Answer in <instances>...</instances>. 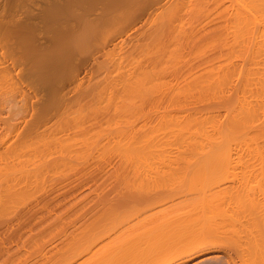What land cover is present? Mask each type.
<instances>
[{
	"label": "rangeland",
	"instance_id": "obj_1",
	"mask_svg": "<svg viewBox=\"0 0 264 264\" xmlns=\"http://www.w3.org/2000/svg\"><path fill=\"white\" fill-rule=\"evenodd\" d=\"M193 1H195V0H190V2L187 3L188 5L185 4L186 6L185 5L182 6L181 4L179 6L178 4H176L177 6L171 7V5H169V4L168 5L167 4H164V5H159L158 7L156 5L153 9L146 10L144 12H143V10H141L139 12V15H138V13L136 15H134L135 18L137 17L136 18V21L137 22L142 20V22H140L139 26H137V30L135 32H133L129 37H124L121 40L120 39L119 40H113L112 42L113 43L116 42V44L114 46H111V47H109V45L107 47H105L106 42L110 41L109 38L111 37L112 34L123 31L124 27L127 25L128 19H129L128 18V15H126V14L129 13V12L132 14L133 11H131V10L128 11L125 14L126 16L124 15V17H122L120 20H117V21H114L113 20L109 24H107L106 26L100 28L99 31H98V34L90 42L91 43L90 44L91 50H93L95 52V54L98 55V58H97L98 62H97V64L93 67V69L91 71H87V72H84V73H80L77 78L75 77L74 78V80L76 79L75 82L73 84L69 85L65 90H63V87H61V90L64 93V99L63 100H58L57 99L58 97H56V99H55V97H52V100L51 101L46 102L45 103L46 104V109L44 110V112L42 114V117H40L35 122V124L32 126V128H30L28 131H30L31 129L32 130L29 133L25 134V135L22 134V137H21L20 133L18 134V132H19L18 129H16V130L13 129V128L12 129L11 128L8 129V127L6 129H1L2 127H4V124H6V122H9L7 124H10V123H14V122L16 123L17 120H18V123H17L18 125L17 126H19V124L22 125L25 122H24V119H22V118L20 119V115H19V119L20 120L17 119L18 118L17 117L18 115L17 116L15 115L16 117L15 116L12 117L11 114L7 112V106L4 104V102H2V103L0 102V158H1L0 161L2 162V165H1V162H0V166L2 168V170L0 168V193H1L0 194V200L2 201V202L0 201V204H1L0 205V237H1L0 238V254H1L0 255V262H1L0 264H31V263L32 264H53V263L56 264V263H58L60 261H63L65 258H67L69 256V254L72 253V251L73 252L76 251L75 249H78V247H82L83 248L84 246H87L88 244L93 247V251L94 252L96 251L95 252L96 256L93 257L94 256L93 255L91 257L92 258L91 260H97L99 258H102V256H104L103 258H107V256H106L107 250H111V249H114L116 247L118 248V247H129V246L134 247V248H139V249L144 248L143 251L144 250L147 251L146 248H148V250L150 251V254H145V258H146V257H148V255L151 256V253H155V250L158 248V245L162 243L161 242L162 240H160V238L158 239L157 233H155V232L152 231L153 230L152 229V227H153L152 225H154L155 222L156 223L157 222H160V221H158V220H160V218H161V221L162 220L164 221L163 218H166L167 220H172V221L173 220H176L175 214L176 215L178 213H181L182 214L183 211H186L187 212V210L189 209L187 207L190 206L189 203H191V202L192 203H194V202L195 203L196 202L198 203V205H196V206H195V204H194V206L191 205V207H193V209H194V207H200V206L202 207V203L204 202V198L205 197H206L205 200L207 199V203H208V201L210 199L208 196H209L210 193H212V194L217 193V194H215V198L213 197L212 200L210 199L212 201V203H210L211 201H209V204H211V205L214 204V201L213 200L217 198L216 195L218 196V200H219V201L216 200L217 203L214 205V207L216 209L215 208H214L215 210L213 209L214 211L212 212V215H213V213L214 214L216 213V215L219 216L218 215V213L220 212L219 210H221V212H222V210L224 211L223 208H225L226 209L224 211L225 213L222 214L221 216L223 217V215H224L223 218L224 219L226 218L228 220L225 221L224 219L218 218L215 215H213V217L215 216V218L221 219V221H219L218 219H216V220H218V222H221V224L224 221H225V223L226 222H230L231 224L233 223L232 226L234 227L235 232H236V228H238L237 229L238 230L237 233H234L236 235L235 237H237V239L234 236L231 237L232 239H230V237L228 235L233 234L232 232L234 231V229H232L231 224H228V226L231 227V234H228L226 236H228L229 239L232 240L231 242H233V243H231V244H234L235 246L234 245L231 246L229 243H227L226 240H223L221 242H217V243H215L216 246L215 245H214L215 247L213 246L214 248H216L217 251L215 250L214 252L212 251V252H210L208 254L209 256L214 255L216 257L212 258L211 260H206V261H203V262H200V263L197 262V261L200 260V257H198V258H195V259H193V260H191L189 262H186L184 264H192V263H195V261H196V264H228V262L225 261V259L228 260L229 257H234V258H232V260L235 261L234 262L235 264H263L264 263V262L260 263V261L258 263V260H259L258 258H257L258 260L256 259V261H255V259H254L255 258V255H254V253H253V251L251 249V245L245 243L246 241H248L246 239V235L248 234L247 231L244 229V231L247 233L246 234L245 232H241L239 230V229L245 227L244 224L247 223V222H244L245 221L244 219L246 218L245 215L248 217V214H250V213H248V214L246 213L244 215V213L242 212L243 210H241L240 211L241 213H240L238 211L239 209H237L239 207V204L241 203V202L240 203L238 202L239 204L237 203V200L239 201V198L241 199L242 197L245 196L243 198V200H244L247 196H248L247 199L250 196L252 198L257 197V198H260L261 199L263 197V193H264V187H263L264 186V171H263L264 170L263 169L264 168V166H263L264 165V158H263L264 157V153H263L264 150H261V152H260V153L263 154L262 157H261V159H260L259 158L260 157V153L257 152L258 153L257 154L255 151L253 153V151H251V150L248 151L247 150L248 149V146L247 147L244 146V145H247V142L250 140L249 137H252L255 133L252 132V131L251 132H248L247 131V133H246L247 135H244L245 138H243L244 136L242 137L243 134L242 135H239L238 138H237V136H234L237 139L236 140V143L234 142L235 139L232 140L230 138L229 142L230 141H233L234 144H233V142H230L231 143L230 145H232V146H230L231 147V150H223L224 151L223 154H224L225 159L222 156L220 150H209V151L208 150H200V152L202 151V154H203V157L202 156L200 157V155L198 156L197 154H195V150H193V153H191L190 150L187 151L188 147H190V146H188L186 144V142H185V141H187L186 138H185V135L188 134V131L185 129V126L188 127V124L189 123H191V125H192V122L194 121V118H195V122H197V123L199 122L198 123V126H200V123L203 125V126L202 125L200 126L201 129L200 128L199 129L197 128L198 129V133L201 134V135L198 134V136H202L203 137V135H204V137H203V142H204L203 145H208L209 144V141L206 140L207 138L204 139L205 136H207L206 134H208V132H209V134L211 132H213L212 131L213 130V127H217L218 128L219 125H220L222 127H220L219 129H221V128L225 127V124H227V122H228V124H230V121H227L226 120V118L229 119V117L227 116L228 115V112H229V115L230 116L233 114L232 111H234L235 109H238L239 108L240 110L238 109L237 111L241 112V109L242 108H240L238 106H242L243 107L242 110L245 111L248 108V106L251 104L249 107L252 109V116H253V119L255 120V125L258 126L259 124L261 125V124L264 123V115H263L264 114V89H263L264 88L263 87L264 86L263 85L264 83H262L264 81V66H262V64L264 63V60H262V58H260V57H263L264 56L263 55L264 53L261 52L262 54L260 53V55H261L260 57H259V54H257L261 50L264 51V36H263V33H264V31H263L264 30L263 29L264 28V19H263L264 18V9H262L264 6H262V4H261L263 1L258 0V1H261V3L258 2V1H256V0L253 1V2L256 1V2H258V3L261 4V5H257L258 3L255 2L256 5H257V7L261 9V10L259 9V10H256L255 11V9H253V8H255V6L254 7L253 6L251 7L250 4H249L250 1L252 2V0H249V1L248 0H242L243 2L248 3V6H250L252 8V11H250L249 10L250 9L249 7H244L245 5L242 4L243 2H239L240 0H217V2L215 0H209L210 3L209 2H207V3L205 2L206 3L204 5L205 8L203 7L204 8V11L203 10H200V11H203L204 14L205 13H207V14L209 13V12H207L205 10H208V9L210 10V13L207 16H205V19L203 17H201V14L202 13H198L197 12V11H199V9H197V8H199V6L196 5V4L193 6V3H194ZM224 1L225 2L227 1V2L225 3ZM190 3H192V4L189 5ZM219 3H221V4H219ZM200 6H203V5H200ZM216 6L217 7L219 6V7L216 8ZM257 7H256V9H258ZM189 9H191V10H189ZM220 9H223V10H220ZM204 14H202V15H204ZM215 14H216V16H215ZM218 14H219V17H217ZM225 15H227V16H225ZM255 15H256V17H258V20H257L256 17H254ZM232 16H233V18H232ZM214 17H215V19H214ZM176 18L179 20V22H178V20ZM211 18H213V19L211 20ZM260 18H262L263 20H261ZM228 19H230V20H228ZM249 19H251V20H249ZM182 21H183V23H182ZM222 21H224V23ZM255 21H257V24L255 23ZM158 22H159V24H158ZM225 22H226V24H225ZM214 23L217 26H215ZM220 23H221V25H218ZM177 24H178V26H177ZM152 25H153V27H152ZM160 25L166 30V32H165L164 35L162 34V29L163 28L162 27L160 28ZM179 26H180V28H179ZM191 26L193 27V29H191L192 28ZM218 26H219V28H217ZM252 26L254 27V30H256L255 34H254V30H253ZM194 27H195L196 30H194ZM225 27H226V29H225ZM238 27H239L240 30H238ZM255 27H256V29H255ZM259 27H261L263 30L260 28L261 31H259L260 30ZM152 28L154 30H152ZM158 28H159V31L157 30ZM164 29H163V31H164ZM189 29H191V30H189ZM160 30H161V33H160ZM177 30H180V31L181 30L182 31H184V30L185 31L186 30L187 31H191V33L190 32H187L186 34L184 33L185 36L187 34L191 35V37L188 36V35L186 36L187 39H188V37L190 39V40L188 39L189 41H187V44H186L187 47L186 48H184V47H185V43H186L185 41L187 39L182 36V33H181L182 31L181 32L179 31L181 33V34L179 33L180 34L179 35L178 32H177ZM201 30L203 32H201ZM192 31H194V32H192ZM156 32L157 33L159 32L160 35L162 34V36L160 37V35H158ZM175 32L177 33L178 36L175 35ZM236 32H238L239 34L236 33ZM143 33H144V37H143ZM152 33H155V34H152ZM150 34H152V35H150ZM156 34L159 37L157 36V38H155L153 36V35L156 36ZM219 34H220V36H218ZM244 34H245V36H244ZM149 35H150V37H152V39L148 37ZM192 36H194V37H192ZM224 36H226V37H224ZM146 38L147 39L149 38V39L147 40ZM165 38H166V40H165ZM179 38H180V40H179ZM251 39H252V41L250 42ZM168 40H170V41H168ZM175 40H176V42H175ZM195 40H197V41H195ZM179 41H181V42L184 41V42H182L183 45L180 44V45H182V46H180L181 47L180 48V52H179V48H178L177 51L176 50L172 51V54L175 51L177 53L179 52L180 54H178L176 56H175V54H174V56H171L172 54H170L169 55L170 57H169L167 55V52L169 51V53H171L170 52L171 50H169L168 48H170L172 50H173V48L177 49V47L179 46V43H178ZM138 43H142V44H140L142 46H140ZM174 43H176V44H174ZM177 43H178V46H177ZM168 44H170V45H168ZM136 45H137V47H136ZM147 45H148V47H147ZM171 45H176V47L175 46L173 47ZM211 45H212V47H211ZM138 47H141V48H138ZM247 47H252V48L251 49H245ZM221 48H222V51L223 52L221 51ZM242 48L246 50L245 51V54H246V52H248V50L249 51L250 50H253L254 53H256L255 51H257V50L259 51V52L256 53L257 56H255V54L252 53L254 56H252V54H249L247 58H249V61H250L251 56H252L251 59H254V57H255L256 60L259 57L257 61L254 59L255 61H252L251 60V62L256 63V64L259 62V64H257V65H259L260 67L259 66H256V64H252V63L250 64V62L244 61V59H246V57L243 58V61L244 62L242 63V59H241L242 56L243 57L246 56V55H243L244 54L243 53L244 50H242ZM166 49L168 50L167 52H165ZM226 49H228V50H226ZM132 50H133L134 55L136 57L135 60L133 59L134 62L139 61V62L136 63L137 66H136L135 71H134V68L135 67H133V69H131L132 68V64L130 65L131 67L129 65H127L128 64L127 62L133 61L130 58H127V57H131L132 56L131 54H130L131 56L128 55L130 52L132 53ZM216 51H217V53H216ZM127 52H129V53L127 54ZM164 52L166 53V55L168 56V58H167L166 55H164L165 54ZM241 52H242V54L240 55ZM251 52H249V53H251ZM115 54H116V56H115ZM119 54H120V56H119ZM212 54H214V56L216 54V56H218V59L215 58V60H213L215 62V65H214V62H213L212 63L213 66H210L209 65L211 63L210 61H212V59L210 60V57H212L211 56ZM220 54H222L223 56L220 55ZM125 55H127V57H125ZM180 55L181 56L184 55V56H182V58H181ZM114 56H115V58H114ZM132 57L134 58V56H132ZM151 57H153V59H154V57H155V59L158 58L157 61L154 60V61H156L155 64L157 66L154 65L153 59L151 60V61H153V65L151 64L153 70L150 68V66H149V68H150L149 70H150L151 73L153 72L152 75H150V73L148 72L147 66L146 65L144 66V64H146V62L145 63L143 62L146 59L147 60V64L148 63H152V62H150V60H148ZM177 57L179 59V62L181 61L180 64H178V65H176L177 63H179L178 60H177ZM183 57H185V58L183 59ZM201 57H203L205 59H203ZM206 57L209 58V59L206 60ZM118 58H119V61H118ZM139 58H140V60H139ZM186 58L187 59L188 58H191L193 60H195L194 58H196L197 61L196 60L195 61H193V60H187ZM127 59H130V60L127 61ZM142 59H143V61H141ZM201 59H203L201 61V63H203L204 60H206V61L209 60V63H207L205 61L204 62L206 64H208L209 67H211V68H214L215 66H217L216 65V62H218L217 64H220V67L217 66L218 69H216L217 67H215V69L218 72L217 71L212 72V70H215V69H212V70L210 69L211 70L210 71L211 73H210V72H208L209 71V68H208L207 73H204V71L207 70L206 67L208 65H206V67H204L205 65L203 64L202 68H205L206 69V70H204V69H201L200 68L202 64H199L200 67H198V65H197V68L196 69H193V70L197 71V74L196 75H198L200 73V71L204 70L202 72V76L201 75L200 76L198 75L199 76L198 77V76L194 75L196 72L194 73V71L192 70L191 72H193V73H191V75H193V77H190L192 79V82H194L196 84H191L192 83L191 80L188 81L189 83L191 82L190 84L188 82H186V84H185L184 82L186 80H188V79H186L185 81L183 80V82L180 81L181 83L178 82V83L175 84V82H173L175 85H178L180 83L179 86H176V87L174 85L170 86L171 84H173V83H171L172 82V80H171L172 77L170 76L171 77V79H170L171 81H170L168 79V77H169L168 75H171L173 72H175V70L177 69L176 68V69L173 70V68H175V66L178 67V69L176 71H178L179 69H180V71H184V68L186 69V67H188V66L185 65L186 61L187 62L188 61L189 62L192 61V63L193 62H196V63H193L192 64V65L195 66V64L200 63L199 60H201ZM219 59H220V61H219ZM259 59H261V60H259ZM122 61H124V62L121 63ZM140 61L142 63H140ZM164 61L165 62L167 61V62L165 63ZM223 61H225V62H223ZM230 61H231V63H230ZM261 61H263V62H261ZM134 62H132L133 63V66H135L134 65ZM189 62H188V65H189ZM226 62H228L229 64H231L233 66V69L234 70L232 69V67H231V69H229L230 67H228V66H231V65H228V63L225 64ZM260 62H261V64H260ZM139 63L141 64V67H139V65H140ZM182 63H183V66H186V67L182 68L183 70L181 69V67H183L181 65ZM125 64L127 65V67H126ZM173 65H175V66L173 67ZM117 66L119 67L118 69H120V71L117 69ZM153 66H155V67L153 68ZM236 66H237V68H235ZM109 67H110V69H109ZM226 67H228V68H226ZM165 68H166V70H165ZM137 69H139L141 71V73H142L141 76L143 78H145V79L142 78L144 80V82H143V80L140 81L141 77H140V73H138V71L136 73V70ZM154 69L156 70V72H155ZM244 69H245V71H244ZM242 70H243V72H245L243 74L244 76L245 75H247V76L250 75V76L247 78V76L244 77L243 75H241L240 71L242 72ZM167 71L168 72L170 71L169 73H171V72L172 73L169 74ZM248 71H249V75L247 74ZM259 71H261V72H259ZM126 72H128V73H126ZM215 72L217 73V75L216 74L213 75ZM252 72L255 73V74H253ZM108 73L110 75H108ZM203 73L206 74V75H204ZM250 73H252L253 75H251ZM262 73H263V76L261 75ZM74 74H75V72H74ZM137 74H139V76ZM163 75L167 76L166 77L167 79L162 78ZM187 75H190V74L188 73V74H186V76ZM240 75L244 77V78L242 77L241 80L239 78V77H241ZM159 76H160V78H159ZM210 76L213 79L215 78L214 81H213V79L211 80ZM107 77L111 81H114L115 84H113V82H112V85H111L110 80H108ZM188 77L189 76H187L186 78H188ZM197 77H198V80L195 82V80H193V78L196 79ZM117 78H119L121 81H119V79H117ZM207 78H210V79H208V81L211 80L210 81L211 82V85H210V82H208L207 80H205ZM114 79H116V80H114ZM184 79H185V77H184ZM165 80H167V83L169 82L170 84H166ZM202 80L207 81L209 84L207 85V83H205L206 85H203L204 84V81H203V84L200 83ZM119 82H120V85L121 86H119V84H118ZM161 82H163V83H161ZM187 83H188V86L190 85V87L187 86ZM116 84H117V86H116ZM155 84L156 85L158 84V85L156 86ZM215 84H217V85H215ZM235 84H236V86H235ZM102 85H103V88H105V90H102V87H101ZM109 85H111V86H109ZM163 85H165V86H163ZM191 85H195V87L193 86L194 87L193 88V87H191ZM196 85L197 86L200 85L201 87H203V86L204 87L200 89V87L197 88ZM209 85H210L211 88L209 87ZM98 86H100V88ZM105 86H107V87H105ZM118 86H119V88H118ZM155 86L157 87L156 90H155ZM251 86H252L253 89L251 88ZM2 87H3V85L0 88H2ZM135 87H137V88H135ZM177 87H178V89H177ZM181 87H184V88H182L183 91H180L181 90ZM236 87H237L238 90H236ZM244 87H246V88L244 89ZM133 90H136V91H133ZM175 90H178V91H175ZM218 90H219V93H218ZM97 91L99 93H97ZM100 91H101V93H100ZM116 91H117V94L122 97V99H120V96L117 97V95H116V98H119L120 101L118 99H116V98L115 99L114 98H111V96L113 97V95H115ZM153 91H155V92L153 93ZM0 92H2V91L0 90ZM174 92H175V95H177V97L174 96L175 99H177V98H180L181 99V100L178 99V102L179 103H177V100H174V97H172V95L174 94ZM178 92H180V93L177 94ZM111 93H113V94L111 95ZM157 93H158V95H157ZM232 93H233V95H232ZM229 94H231V95H229ZM123 95H124V97H123ZM126 95H127V97H126ZM162 95L163 96L165 95L166 97L167 96H170L171 98H173V100H174L173 104H175V102H176L175 105H179L180 102H182V103L184 102L185 103V101H183V99H184L185 96H189V97L192 96V98L190 99V101L192 102V100H195V101H193L194 103L198 99L197 100L198 103L197 104H194L193 103L194 106L192 107V105H190V101L188 103L189 98L186 97V98H188L186 100V102L190 106H186L185 105L186 103L184 104V106L180 104L183 107L186 106L185 109L188 107V109L185 110L184 108H178V106L175 107V105L173 106L170 102H168L171 99L169 100V98L167 99L165 96H164V99H163V96ZM236 95L238 96V98H240L239 101L236 100L237 99V98H235ZM157 96H161V97H158L155 100L154 97H157ZM228 96L233 97V99L231 97L229 98ZM210 97H212V98H210ZM98 98H100V99H98ZM150 98L151 99H154V100L153 101H149V100H151ZM161 98L163 100H165V98L168 100V101H165L166 104L169 103L168 106L166 105V108L167 109L165 108V106L162 107L160 104L159 105L161 107H157L155 109V107H154L155 103L157 102V100L159 101V99H161ZM224 99H228V101H226ZM247 99H249V100H247ZM132 100H133V103H132ZM140 100H142V103H141L142 105H143V101L146 102V103L149 102V105H150V103L152 105L154 103V101H156L152 105L151 111H153V112H151L150 109H148L151 106V105L150 106H147L148 103L147 104L144 103L145 106H144V108L141 107V109H143V110H141L139 108V106H141L140 103H139ZM220 100L223 101L224 103H221ZM107 102H108V104H107ZM112 102H113V104H112ZM171 102H172V100H171ZM218 102H219V104H218ZM245 102H248V103L245 104ZM109 104H111V105H109ZM170 104H171V107H170ZM247 104H249V105L247 106ZM261 104H263V105H261ZM163 105H165V104H163ZM146 106L148 107L147 110L145 109ZM189 107H190V109H189ZM207 107H208V109H207ZM159 108L160 109L162 108V109L159 110ZM227 108H228V110L231 109L232 111L231 110L230 111H226ZM233 108H235V109H233ZM259 108H261V109H259ZM110 109L112 110V112H111ZM181 109H184V110H181ZM194 109H196V111ZM145 110L146 111L149 110V111L146 112ZM136 111H138V112H136ZM157 111H159V114L157 113L158 115H154ZM161 111H162V113H161ZM255 111H256V113H255ZM118 112H119V114H118ZM235 112H236V110L234 111V113ZM150 113H154V114H150ZM190 113H191V115H190ZM212 113H213V115H210V116H212L211 117L212 119L215 116L214 119H213L214 122L217 123L215 125L213 124L214 122L212 121V119L209 117V114H212ZM162 114L163 115L165 114L164 115L165 118L162 117L163 116ZM194 114H196L195 117H194ZM244 114H246V111L244 112ZM136 115L137 116L142 115L144 117L147 116V118L152 117L153 119L150 120V122H151L152 125L150 124V122L148 120L147 121L144 120V118H142V116H139V119L142 118V121L140 120V122H139V119L137 121V118L138 117ZM151 115H153L154 117L151 116ZM184 115H186L187 120H190L191 118H193V120H190L192 122H189L188 124H187V122H184V120H185V116ZM192 115H193V117H192ZM205 115L206 116L208 115V116L206 117ZM258 115H259V117H258ZM196 116H198V119H199V117L202 118L201 119L202 121L200 122V119L198 120ZM124 117H125V119H124ZM134 117H135L136 121H135ZM12 118L14 120L16 118V121H12ZM230 119H231V117H230ZM77 120H79V121H77ZM131 120H133V121H131ZM174 120H175V122H174ZM104 121H106V122L108 121L109 122V123L107 122L108 125ZM145 121H146V123H145ZM211 121L213 123H211ZM93 122H94V125L92 124ZM129 122L130 123L132 122L131 123V126L132 125L133 126L135 125V127L142 122L143 125L141 126V124H140V127L137 126L139 128L136 127V129H141V127L143 128L144 127V123L147 126L150 124L148 127L151 130L148 127H147L148 129L145 128V127L143 129H146L145 130L146 132L149 131L147 133V136L150 135V137L148 136V139L151 138V135L152 134L155 135L154 137H155L156 141H155V139H152V138L150 139V141H152V140H153V142L155 141V143H152L151 142L152 143L151 145H153V147L155 146L156 149L153 148L152 146L150 147L149 146L150 144L148 145L149 146L148 147L147 146V143H149V140L146 137V133L144 132L145 135L143 136V134H142L143 131H141L142 129L139 130V131L136 130L134 127H131L129 125ZM157 122L159 124H157ZM172 122H174L173 123L174 125L172 124ZM133 123H135V124H133ZM169 123H171V124H169ZM175 123H176V125H175ZM197 123L196 124L193 123L194 124L193 126L196 125V127H198L197 126ZM222 124H224V126ZM66 125H67V128H66ZM95 125H97V126H95ZM209 125L212 126L211 127L212 130L210 129V126ZM72 126H75V127H72ZM151 126H153V128ZM193 126H192V128H196V127H193ZM86 127H88L89 129L88 128L85 129ZM179 127H180V129H179ZM208 127H209V130L210 131L207 130ZM128 128L129 129L131 128L130 130H133V131L131 132ZM91 129H92V131H91ZM33 130H34V132H33ZM78 130H80V131L78 132ZM82 130H83V132H82ZM201 130H204V132L206 134H204V132H202ZM54 131H55V133H54ZM140 131H141V135H139V134L138 135L141 136L143 139H141V137L136 138L137 133H140ZM175 131L178 132L179 134L176 133ZM192 131H194V130H192ZM168 132H170V133H168ZM15 133H16V135H15ZM66 133L68 135H66ZM98 133L99 134L102 133V134L99 135ZM149 133H152V134H149ZM259 133H260L259 136H255V137H257V138L259 137V139H257V141L260 143L261 142L260 140L262 139V133L261 132H259ZM78 134H79V136H77ZM168 134H171L172 136H170ZM153 135H152V137H153ZM210 135H212V134H210ZM45 136H46V138H45ZM64 136H66V139L65 140H64V138H65ZM175 136H176V138H175ZM247 136H248L249 139H246ZM48 137H50V138H48ZM52 137H54V138H52ZM72 137H76V139L75 138L73 139ZM144 137H146V138H144ZM43 138H45V139H43ZM59 139H61V140H59ZM238 139H239V141H238ZM43 140H45V141H43ZM75 140L77 141V143H76ZM80 140H82V141H80ZM137 140H140V142L137 141ZM205 140H206V143H205ZM255 140H256V138H255ZM53 142H54L55 145L53 144ZM129 142H130V144H132L134 142V145H135V143L138 142V146H137L138 148H136V145H135V148L136 149L135 150L133 149V150L130 151L129 149H127L128 148L127 145H128ZM207 142H208V144H207ZM229 142H228L227 148H230V147H228L229 146ZM81 143H82V145H81ZM86 143H87V145H86ZM88 143L91 144L90 147H89V144ZM139 143H141V144H139ZM158 143H159V145H158ZM165 143H167V144H165ZM180 143H182V144H180ZM239 143L242 146L246 147L244 149H246L248 152L245 151L244 149H242L241 151H238V152L236 151L235 152L236 149H238L239 147L240 148L242 147V146L239 145ZM50 144H51V146H49ZM75 144H76V146H75ZM189 144L193 145L192 143H189ZM235 144H236V146H235ZM261 144H262V142H261ZM139 146H142V149H145V150H142L141 147L139 148ZM50 147H52V148H50ZM145 147H148V148H145ZM232 147H235L236 148V149L235 148L233 149L234 150L233 153H232ZM46 148H48V149H46ZM97 148H98V150H97ZM150 148H152L153 150L152 149L150 150ZM72 150H74V152ZM103 150H104V152H103ZM154 150H156V151H154ZM134 151L137 152V153H134ZM217 151H219V152H217ZM69 152H70V154H69ZM92 152H93V154H92ZM112 152H114L115 154L114 153L112 154ZM131 152L134 153V154H132ZM139 152H142L140 154L141 157L140 156L138 157V155H137ZM170 152H171V154H170ZM188 152H190L191 155L188 154ZM28 153H29V155H28ZM206 153H213V154L214 153L215 154L216 153H219L220 155H218V154L215 155L214 154L212 156V159L209 160V162H208V159L206 160L205 158H207V157L211 158V155L212 154H209L210 156H208V154H207L205 156V158H204V154H206ZM41 154L43 156H41ZM95 154L97 155V158H96V155ZM1 155H3V156H1ZM47 155H49V156H47ZM71 155H73V156H71ZM124 155L127 158H125ZM147 155H149L148 156L149 158L142 159V157L145 158V156L147 157ZM257 155H259V156H257ZM25 156H26V158H25ZM196 156H198L200 162H199L198 159H196V162L194 161V162L191 163L190 158L192 160V157L195 158ZM13 157H15V158H13ZM72 157H73V159H72ZM110 157H111V159H110ZM128 157H129V159H128ZM218 157H220V158H218ZM186 158H188V159H186ZM93 159H95V160H93ZM147 159H149V160H147ZM201 159H202V162L204 164L201 163ZM203 159H205V160H203ZM17 160H18V163H17ZM61 160H62V162H61ZM89 160H90V163H89ZM129 160H131V161H129ZM152 160H153V162H152ZM185 160H187V161H185ZM243 160H244V163H243ZM19 161H21V162H19ZM216 161H218V162H216ZM71 162H73V163H71ZM197 162H198V164H196ZM199 163H200V165H199ZM205 163H206V165H205ZM207 163H209V164H207ZM229 163H231V164H229ZM21 164H23V165H21ZM53 164H55V165H53ZM73 164H74V166H73ZM27 165H29V166H27ZM152 166H154V167H152ZM157 166H159V167H157ZM22 167H24V168H22ZM83 167H85V168H83ZM196 167H199V168L200 167H203L205 169V171H204V169L201 168L204 171V172H201L200 171L201 169L197 170L198 168L196 169ZM210 167L212 169H209ZM253 167H254L255 170L252 169ZM131 168H132V170L129 171ZM229 168L231 170H229ZM149 169L151 171H153V172L151 173V171ZM234 169H236V170H234ZM242 169H244V170H242ZM80 170H82V171H80ZM192 170L196 174L194 172L191 173ZM173 171H175V172H173ZM217 171H219V172H217ZM240 171H241V173H240ZM38 172H40V174ZM16 173H18V174H16ZM115 173L116 174H119V176L116 175L117 176L116 177L114 175ZM207 173H210L209 174L210 176L207 177ZM54 174H56V175L54 176ZM144 174H145V176H143ZM148 174H149V177H148ZM192 174L198 175V176H196L198 178H194L193 177L194 178L193 179V182L196 180L195 181V184L190 181V180H192V178H191L192 177ZM187 175H190V177L187 176ZM227 175H230V176H228L229 178L227 177L228 179L225 177ZM130 176H133V177L130 178ZM140 176H141V178H140ZM156 176H158V177H156ZM19 177H21V178H19ZM151 177H152V179H151ZM183 177L184 178L187 177L188 179H184ZM230 177H231V180L229 181ZM114 178H115V180H113ZM189 178H191V179L189 180ZM261 178H263V179H261ZM38 179L39 180L42 179V180H40V182H39ZM241 179H242V181H241ZM9 180H10V183H8ZM20 180H22V181H20ZM235 180H237V181H235ZM129 182H131V183H129ZM189 182H191L192 184H194V187L193 188L189 186ZM196 182H199V184H196ZM212 182H214V183H212ZM6 183H7V185H6ZM136 183H138V184L141 183V185L144 184V188L141 187V186H139V185H136ZM169 183H171V184H169ZM167 184H169V185L167 186ZM247 184H248V186H247ZM19 185H20V187H19ZM135 185L137 187L139 186V188L141 187L140 189L136 187L137 188V192L139 190H141V193H142L141 195L139 194L140 192H138V194L135 193L136 194L135 196H137V197H141L143 195V192H145L144 194H146V193H149L151 190L154 191L153 189H155L156 188L155 186H157V185L159 187V189L157 188L158 190H160L161 188L162 189H165V187H167V189H168V187H175L178 190V192L180 190V193H178V195L176 196V198H175V196H173V197L169 198L168 200L166 199V200H164V202L162 201L163 202V205L161 203H160L161 205L160 204H157V206H154V208L152 207L151 210L149 209V211H147V213H145L142 210V205H139V203L137 204L134 201L132 202V200L134 198V192H135L132 189H134V186ZM195 185H197V186L198 185H203V186H200V187H203V189H205V187H207V190H205L207 193L209 191H213V192H210L206 196H202V198L204 197L203 199L200 196L201 200H203L202 203H201L200 198H198V195H200L199 193L200 192H202L204 194H207V193H205V191L203 192V189H201L200 187L196 188ZM9 186L10 187L12 186V187L9 189ZM245 186L248 187V188H246ZM145 187H147L149 189L151 188V190L145 189ZM152 187H155V188L152 189ZM189 187L191 188L190 190H189ZM213 187H214V189H213ZM136 188H135V190H136ZM109 189H111V190H109ZM130 189H131V191H129ZM239 189H240V191H238ZM94 190H96V191H94ZM250 191H252L253 193L250 192ZM15 192H16V194H15ZM238 192L240 193V195H239ZM185 194H187V196ZM251 194H253V195H251ZM120 195L121 196L123 195L124 198L126 196V198L129 199V200L127 201L126 199H121V196ZM129 195L130 196L132 195V197H130ZM235 195H236V197H235ZM30 197H31V199H30ZM190 197H191V199H190ZM185 198H188V200L190 202L187 199H185ZM118 199L120 201H117ZM170 199H172V200L174 199V200L172 201ZM247 199H246V202H250L251 201V200L249 201ZM260 199L259 200L257 199V200L260 201ZM20 200H21V202H20ZM252 200H254V202H256L255 201L256 199H252ZM165 201H166V203H165ZM228 201H229V203H228ZM230 202H231V204H230ZM242 202H243V205H244V201H242ZM260 202L262 204H264L263 203L264 202V198H262ZM260 202L258 204L256 203L257 204L256 206L258 208L259 207L261 208V205L262 204H260ZM188 204H189V206H187ZM204 204H206V202ZM237 204H238V206H237ZM246 204L248 205V203H246ZM250 204H253V202L252 203L250 202ZM7 205H9V206H7ZM158 205H160V206H158ZM241 205H242V203H241ZM19 206H20V208H19ZM133 206H134V208H133ZM228 206H229V208H228ZM263 206H262V208L264 210V207ZM162 207H163V209H162ZM205 207L208 208V206H205ZM240 207H241V209L248 208V206L245 207V208H242L243 206H240ZM14 208H16V209H14ZM249 208H251V207L249 206ZM249 208H248V210H249ZM260 208H259V211H260ZM134 209H135V211H134ZM136 209H138V210H136ZM190 209L188 211L190 213L195 210L194 209L193 211H191ZM256 209L257 208H251L250 211L253 213L252 215H258V214H256L257 212L255 213V211H258ZM205 210H206L205 212L207 213V210L208 209H205ZM216 210H218L217 211L218 213L216 212ZM236 210L238 211V216H237V214L235 212ZM139 211H140V214H139L140 216H136ZM201 211H203V210L201 209ZM209 211H210V214L208 212V217L207 216L206 217L209 218V220H212L213 217L211 216L212 217L211 218L209 216V215H211L212 209L210 208ZM246 211H244V212H246ZM133 212H135V214ZM186 212H184V213L186 214ZM194 212L196 213V215H199L200 214L199 216H201V212L200 211H199L200 213H198V211L197 212L194 211ZM205 212H204V215H202V216H205ZM132 213H133V215H132ZM141 213H142V215H141ZM259 214L261 215V218L264 217V216H262V215H264V212H262V209H261V212H259ZM15 215H17V216H15ZM62 215H64V216H62ZM193 215L195 216V214H193ZM239 215H242V216L240 217ZM260 215H258V216L260 217ZM107 216H108V218H107ZM185 216H180V217H185ZM190 216H192V215H190ZM235 217L236 218L239 217L238 219H240V220L242 219V222H239V220L236 221L237 219ZM232 219L235 220V221L234 222H231ZM216 220L214 219V220H212V222L213 221H216ZM48 221H50V222H48ZM10 222H12V223H10ZM124 222H125V224H124ZM23 223H24V225H23ZM46 223L48 224V226H47ZM73 223L75 224V228H74V224ZM238 223H240V224H238ZM99 225H100V227H99ZM115 225H116V227H113ZM223 225H224V223H223ZM236 225H238V226L236 227ZM239 225H240L241 228H239ZM226 228H227V225H226ZM229 229H228V231L226 229L225 230L228 233H230ZM68 230H69V232H68ZM241 230H243V229H241ZM226 231H224V233ZM63 232H65V233H63ZM222 232H223V230H222ZM227 232L225 234H227ZM88 235H90V236L88 237ZM156 235H157V237H156ZM226 236H225L224 239L228 238ZM45 237H47V238H45ZM81 239H82V241H81ZM244 239L246 241H243ZM40 240H42V241H40ZM55 241H56V243H55ZM234 241L235 242L237 241V242L234 243ZM119 242H121V243H119ZM243 244H246V245L243 246ZM95 245L98 246V247H96ZM228 245H230V246H228ZM76 246H77V248H76ZM217 246H219L221 249L218 248ZM246 246H247V248L249 246L250 247L247 249V248H245ZM159 247L161 248L162 246L159 245ZM209 247H211V246L210 245H205V246H202L201 248L207 249ZM31 248H32V250L29 251ZM24 249H26L25 250L26 252L24 251ZM79 250H81V249L79 248ZM143 251H140V254ZM239 251H240V253H238ZM39 253H41V254L43 253V254L41 255ZM236 253H238V254H236ZM47 254H49V255H47ZM239 254H241V255H239ZM86 255L81 256V258H80V256L77 257L76 261H78V263L88 264L91 260H89L88 259V255L87 256ZM141 255L137 256V258H139ZM152 255H154V254H152ZM22 256H24V257H22ZM98 256H99V258H98ZM227 256H229V257H227ZM52 257H54V258H52ZM86 257H87V259H85ZM6 258H8V259L6 260ZM142 258L141 259L140 258L139 259H136L135 258L136 261L134 260L131 264H137V261L140 262V260H142ZM145 258L143 260H145ZM143 260H142V262H143ZM39 261H40V263H39Z\"/></svg>",
	"mask_w": 264,
	"mask_h": 264
},
{
	"label": "bare ground",
	"instance_id": "obj_2",
	"mask_svg": "<svg viewBox=\"0 0 264 264\" xmlns=\"http://www.w3.org/2000/svg\"><path fill=\"white\" fill-rule=\"evenodd\" d=\"M216 2H217V0H215ZM249 1V0H248ZM247 1V2H248ZM254 0H252V2H253ZM256 1H258V0H256ZM255 1V2H256ZM261 1H263L262 3H261ZM261 1H258V2H260L261 4H262V6H264V0H261ZM188 2H190V0H0V85L2 86L3 85V87L2 88H0V90L2 91V92H0V102L2 103V102H4V104L7 106V112L8 113H10L11 114V116L13 117V116H17L18 118L17 119H19V115H20V119L22 118V119H24V124H19V126H17L18 124V120H17V122L15 123H10V124H7V123H9V122H6V124H4V127H2L1 129H6L7 127H8V129L9 128H13V129H18L19 130V132H18V134L20 133V135H21V137H22V134L23 135H25V134H27V133H29L30 131H28L30 128H32V126L35 124V122L40 118V117H42V114H43V112H44V110L46 109V102H49V101H51L52 100V97H55V99H56V97H58L57 99L58 100H63L64 99V93L62 92V90H61V87H63V90H65L69 85H71V84H73L74 82H75V80H74V78L76 77H78V75L80 74V73H84V72H87V71H91L92 69H93V67L97 64V62H98V60H97V58H98V55H96L95 54V52L93 51V50H91V48H90V42H91V40L98 34V31H99V29L100 28H102V27H104V26H106L107 24H109L111 21H117V20H120L122 17H124V15L128 12V11H133V13L131 14L130 12L129 13H127L126 15H128V22H127V25L124 27V29H123V31H121V32H118V33H114V34H112L111 35V37L109 38V40L110 41H108V42H106V44H105V47H107L108 45H109V47H111V46H114L115 44H116V42L115 43H113L112 41L113 40H121V39H123L124 37H129L133 32H135L136 30H137V26H139V24H140V22H142V20L141 21H136V18L134 17V15H136L137 13H138V15H139V12L141 11V10H143V12L144 11H146V10H151V9H153L156 5H157V7L159 6V5H164V4H169V5H171V7H173V6H177L176 4H178L179 6H180V4L182 5V6H184L185 4L186 5H188L187 3ZM194 3H193V6L196 4V5H198L199 6V8H197V9H199V11L200 10H203L204 11V5L207 3V2H209V0H195V1H193ZM206 2V3H205ZM215 2V3H216ZM225 2V1H224ZM227 2V1H226ZM225 2V3H226ZM239 2H243L242 0H240ZM251 1H250V6L252 7H254L255 6V8H253V9H255V11L256 10H259L260 8H258L257 7V5H261L260 3H258V2H256V3H258L257 5H256V3L255 2H253L252 3ZM210 3V2H209ZM192 3H190L189 5H191ZM212 4V3H211ZM210 4V5H211ZM214 4V3H213ZM219 4H221V3H219ZM229 4V3H228ZM242 4H244L245 6L244 7H249L248 9L250 10V11H252V8L250 7V6H248V3H246V2H243ZM247 4V5H246ZM252 4V5H251ZM185 5V6H186ZM200 5H203V6H200ZM230 5V4H229ZM221 6V5H220ZM226 6V5H225ZM156 7V8H157ZM190 7V6H189ZM204 7V8H203ZM210 7V6H209ZM219 7V6H218ZM217 6H216V8H218ZM256 7L258 8V9H256ZM260 7V6H259ZM181 8V7H180ZM183 8V7H182ZM201 8V9H200ZM225 8V7H224ZM230 8V7H229ZM233 8V7H232ZM240 8V7H239ZM195 9V8H194ZM228 9V8H227ZM262 9H264V7L262 8ZM183 10V9H182ZM189 10H191V9H189ZM209 10V9H208ZM208 10H205V11H207V12H209L210 13V10L208 11ZM216 10V9H215ZM220 10H223V9H220ZM261 10V9H260ZM195 11V10H194ZM197 11L198 13H202V14H204V12L203 11ZM217 11V10H216ZM219 11V10H218ZM180 12V11H179ZM213 12V11H212ZM223 12V11H222ZM193 13V12H192ZM208 13V14H209ZM219 13V12H218ZM236 13V12H235ZM242 13V12H241ZM247 13V12H246ZM183 14V13H182ZM196 14V13H195ZM201 14V17H203L204 19H205V16H207L208 14L207 13H205L204 15H202ZM226 14V13H225ZM244 14V13H243ZM259 14V13H258ZM125 15V16H126ZM180 15V14H179ZM200 15V14H199ZM232 15V14H231ZM234 15V14H233ZM260 15V14H259ZM262 15V14H261ZM177 16V15H176ZM175 16V17H176ZM213 16V15H212ZM215 16H216V14H215ZM225 16H227V15H225ZM258 16V15H257ZM217 17H219V14H218V16ZM231 17V16H230ZM248 17V16H247ZM254 17H256V15L254 16ZM179 18V17H178ZM223 18V17H222ZM232 18H233V16H232ZM245 18V17H244ZM257 18V20H258V17H256ZM263 18V17H262ZM262 18H260L261 20H263ZM166 19V18H165ZM175 19V18H174ZM177 19V18H176ZM213 18H211V20H212ZM214 19H215V17H214ZM218 19V18H217ZM178 20V19H177ZM228 20H230V19H228ZM241 20V19H240ZM249 20H251V19H249ZM168 21V20H167ZM187 21V20H186ZM200 21V20H199ZM202 21V20H201ZM235 21V20H234ZM237 21V20H236ZM178 22H179V20H178ZM194 22V21H193ZM223 23H224V21H222ZM221 22V23H222ZM244 22V21H243ZM250 22V21H249ZM169 23V22H168ZM181 23V22H180ZM182 23H183V21H182ZM181 23V24H182ZM190 23V22H189ZM213 23V22H212ZM218 23V22H217ZM221 23L220 24H218V25H221ZM246 23V22H245ZM248 23V22H247ZM255 23L257 24V21H255ZM158 24H159V22H158ZM163 24V23H162ZM215 24V23H214ZM225 24H226V22H225ZM236 24V23H235ZM234 24V25H235ZM240 24V23H239ZM255 24V25H256ZM155 25V24H154ZM185 25V24H184ZM194 25V24H193ZM198 25V24H197ZM201 25V24H200ZM248 25V24H247ZM156 26V25H155ZM159 26V25H158ZM176 26V25H175ZM177 26H178V24H177ZM208 26V25H207ZM215 26H217L216 24H215ZM227 26V25H226ZM232 26V25H231ZM258 26V25H257ZM152 27H153V25H152ZM162 26L160 25V28H161ZM171 27V26H170ZM174 27V26H173ZM192 27V26H191ZM190 27V28H191ZM199 27V26H198ZM212 27V26H211ZM236 27V26H235ZM240 27V26H239ZM239 27H238V30H240L239 29ZM250 27V26H249ZM163 28V27H162ZM179 28H180V26H179ZM207 28V27H206ZM205 28V29H206ZM217 28H219V26L217 27ZM252 28H253V30H254V27L252 26ZM251 28V29H252ZM261 27H259V29H260ZM164 29V28H163ZM163 29H162V34L164 35L165 34V32H166V30L164 29V31H163ZM177 29V28H176ZM185 29V28H184ZM191 29H193V27L191 28ZM191 29H189V30H191ZM225 29H226V27H225ZM255 29H256V27H255ZM262 29V28H261ZM261 29L259 30V31H261ZM264 29V28H263ZM262 29V30H263ZM152 30H154L153 28H152ZM158 31H159V28L157 29ZM156 30V31H157ZM175 30V29H174ZM194 30H196L195 29V27H194ZM149 31V30H148ZM180 30H177V32H178V34L182 31H180ZM213 31V30H212ZM264 31V30H263ZM155 32V31H154ZM164 32V33H163ZM187 32H190L191 33V31H182L181 33H182V36L183 37H185L186 38V36L188 35V36H190L191 37V35H189V34H187L186 36L184 35V33L186 34ZM192 32H194V31H192ZM200 32V31H199ZM201 32H203L202 30H201ZM243 32V31H242ZM255 32H256V30H254V34H255ZM150 33V32H149ZM157 33V32H156ZM160 33H161V30H160ZM160 33L158 32L157 34L158 35H160ZM180 33V34H181ZM236 33H238V32H236ZM259 33V32H258ZM152 34H155V33H152ZM152 34H150V35H152ZM156 34V36L155 35H153L155 38H157V35ZM162 34L160 35V37L162 36ZM168 34V33H167ZM179 34V35H180ZM239 34V33H238ZM242 34V33H241ZM250 34V33H249ZM150 35L148 36L149 38H151L152 39V37H150ZM175 35H177V33L175 32ZM196 35V34H195ZM230 35V34H229ZM178 36V35H177ZM199 36V35H198ZM211 36V35H210ZM218 36H220V34L218 35ZM231 36V35H230ZM235 36V35H234ZM244 36H245V34H244ZM263 36H264V33H263ZM141 37V36H140ZM143 37H144V33H143ZM159 37V36H158ZM165 37V36H164ZM182 37V38H183ZM192 37H194V36H192ZM224 37H226V36H224ZM251 37V36H250ZM260 37V36H259ZM148 38V39H149ZM181 38V39H182ZM228 38V37H227ZM226 38V39H227ZM141 39V38H140ZM147 39V38H146ZM147 39V40H148ZM187 39V38H186ZM188 39H189V37H188ZM186 40L185 42V47L184 48H186L187 47V41H189V40ZM198 39V38H197ZM202 39V38H201ZM232 39V38H231ZM245 39V38H244ZM248 39V38H247ZM165 40H166V38H165ZM179 40H180V38H179ZM183 40V39H182ZM222 40V39H221ZM240 40V39H239ZM168 41H170V40H168ZM192 41V40H191ZM195 41H197V40H195ZM210 41V40H209ZM216 41V40H215ZM236 41V40H235ZM245 41V40H244ZM247 41V40H246ZM252 41V39L250 40V42ZM256 41V40H255ZM138 42V41H137ZM163 42V41H162ZM174 42V41H173ZM175 42H176V40H175ZM182 42H184V41H182ZM181 41H179L178 43H179V46H178V43H177V49H175V48H173V50L172 49H170V48H168L169 50H171L170 52L171 53H169V51L166 49V51L165 52H167V55L169 56L170 54H172V51H174V50H178V48H179V52H180V46H182L183 45V43H182ZM194 42V41H193ZM218 42V41H217ZM222 42V41H221ZM228 42V41H227ZM238 42V41H237ZM143 43V42H142ZM142 43H138L139 45L140 44H142ZM145 43V42H144ZM165 43V42H164ZM195 43V42H194ZM157 44V43H156ZM167 44V43H166ZM174 44H176V43H174ZM180 44H182V45H180ZM207 44V43H206ZM210 44V43H209ZM224 44V43H223ZM145 45V44H144ZM168 45H170V44H168ZM244 45V44H243ZM247 45V44H246ZM140 46H142V45H140ZM171 46H175L176 47V45H171ZM170 46V47H171ZM239 46V45H238ZM237 46V47H238ZM136 47H137V45H136ZM147 47H148V45H147ZM146 47V48H147ZM150 47V46H149ZM211 47H212V45H211ZM240 47V46H239ZM238 47V48H239ZM138 48H141V47H138ZM165 48V47H164ZM215 48V47H214ZM217 48V47H216ZM229 48V47H228ZM252 47H247V48H245V49H251ZM136 49V48H135ZM245 49H243L242 48V50H244V54L243 55H246V56H242V63L244 62V61H247V62H250V64L252 63V64H256V63H253V62H251V60L252 61H255L256 59H255V57H254V59H251L252 58V56H254L253 54H255V56H257L256 55V53L257 52H259L258 50L257 51H255L256 53H254L253 52V50H248V52H246V54H245ZM259 49V48H258ZM126 50V49H125ZM134 50V49H133ZM133 50H132V53L130 52H127V54L129 55V56H134V58L131 56V57H127V55H125V57H127V58H130L131 60H135V55H134V52H133ZM149 50V49H148ZM161 50V49H160ZM184 50V49H183ZM206 50V49H205ZM226 50H228V49H226ZM241 50V49H240ZM260 50V49H259ZM124 51V50H123ZM131 51V50H130ZM142 51V50H141ZM144 51V50H143ZM175 51V52H176ZM221 51H222V48H221ZM234 51V50H233ZM238 51V50H237ZM252 51V52H251ZM152 52V51H151ZM163 52V51H162ZM164 52V53H165ZM175 52H173V54L171 55V56H174V54H175V56L176 55H178V54H180L179 52L177 53H175ZM184 52V51H183ZM223 52V51H222ZM230 52V51H229ZM249 52H251V53H249ZM261 52H263L264 53V51H260L259 53H257V54H259V57L261 56L260 55V53ZM169 53V54H168ZM192 53V52H191ZM201 53V52H200ZM216 53H217V51H216ZM233 53V52H232ZM253 53V54H252ZM131 54V55H130ZM142 54V53H141ZM147 54V53H146ZM242 54V52L240 53V55ZM249 54H252V56H251V58H250V61H249V58H247L248 57V55ZM262 54V53H261ZM158 55V54H157ZM160 55V54H159ZM164 55H166V53L164 54ZM163 55V56H164ZM166 55V56H167ZM192 55V54H191ZM205 55V54H204ZM220 55H222V54H220ZM264 55V54H263ZM115 56H116V54H115ZM115 56H114V58H115ZM119 56H120V54H119ZM140 56V55H139ZM161 56V55H160ZM168 56H167V58H168ZM181 56V55H180ZM182 56H184V55H182ZM182 56H181V58H182ZM212 57H210V60L212 59V61H210L211 63L209 64L210 66H213V60H215V58H217L218 59V56H216V54H215V56H214V54H212L211 55ZM223 56V55H222ZM221 56V57H222ZM230 56V55H229ZM238 56V55H237ZM249 56V57H250ZM158 57V56H157ZM170 57V56H169ZM190 57V56H189ZM205 57V56H204ZM209 57V56H208ZM226 57V56H225ZM224 57V58H225ZM246 57V59H244V61H243V58H245ZM258 57V58H259ZM264 57V56H263ZM263 57H260V58H262V60H264V58ZM110 58V57H109ZM113 58V57H112ZM121 58V57H120ZM124 58V57H123ZM138 58V57H137ZM175 58V57H174ZM180 58V57H179ZM185 57H183V59H184ZM201 58H203V57H201ZM223 58V57H222ZM257 58V57H256ZM258 58H257V60H258ZM125 59V58H124ZM130 59H127V61L128 60H130ZM153 59V57H151L150 59H148V60H150V62H152V63H148L147 64V60L145 59L144 61H143V59L141 60V61H143L144 63L146 62V64H144V66L146 65L147 66V68H148V72L150 73V75H152V73L150 72V68L152 69V65H153V61L154 60H156L157 61V59L158 58H156L155 59V57H154V59H153V61H151ZM164 59V58H163ZM187 59V58H186ZM185 59V60H186ZM196 61H197V59L196 58H194ZM203 59H205V58H203ZM203 59H201V60H199L200 61V63H198V64H195V66L194 65H192L193 63H196V62H193L192 63V61L191 62H189V65H188V62L186 61V63H185V65L186 66H188V67H186V66H183V63L181 64L183 67H181V69L182 68H184V67H186V69L184 68V71H180V69L178 70V71H176L177 69H178V67H176L175 65H173V67L175 66V68H173V70L174 69H176L175 70V72H171V73H169L168 71V73L169 74H171V75H168L169 77H168V79L170 80L171 79V77H172V82L171 83H173V82H175V84L176 83H178V82H183V80L185 81L186 79H188V80H186L184 83L186 84V82H188L189 80H191V82H192V79L190 78V77H193V75H191V73H193V72H191L193 69H196L197 68V65H198V67H200L199 66V64H202L201 65V69H204V70H206L205 68H202V66H203V64L205 65L204 67H206V65H208V64H206L205 62H207V63H209V60L208 61H206L207 59H209V58H207L206 57V60H204L203 61V63H201V61L203 60ZM221 59V58H220ZM220 59H219V61H220ZM238 59V58H237ZM248 59V60H247ZM134 60L133 61H129V62H127L128 64L127 65H131L132 64V68L131 69H133V67H135L134 68V71H135V69H136V66H137V62H139V61H137V62H134ZM138 60V59H137ZM139 60H140V58H139ZM162 60V59H161ZM165 60V59H164ZM169 60V59H168ZM177 60H178V62H179V59H178V57H177ZM176 60V61H177ZM181 60V59H180ZM187 60H193V59H191V58H188ZM195 60H193V61H195ZM256 60V61H257ZM259 60H261V59H259ZM115 61V60H114ZM118 61H119V58H118ZM140 61V63H142ZM156 61H154V65H156L155 64V62ZM183 61V60H182ZM124 61H122L121 63H123ZM126 62V61H125ZM132 62H134V65L135 66H133V63ZM149 62V61H148ZM165 62V61H164ZM167 62V61H166ZM165 62V63H166ZM181 62V61H180ZM180 62L179 63H177L176 65H178V64H180ZM184 62V61H183ZM223 62H225V61H223ZM261 62H263V61H261ZM261 62H260V64H261ZM120 63V62H119ZM139 63V64H140ZM218 62H216V65L217 66H219L220 67V64H217ZM228 62H226L225 64H227ZM230 63H231V61H230ZM241 63V62H240ZM108 64V63H107ZM142 64V65H143ZM152 64V65H151ZM191 64V65H190ZM233 64V63H232ZM257 64H259V62L257 63ZM256 64V66H259V65H257ZM264 64V63H263ZM262 64V66H264ZM126 65V64H125ZM127 65H126V67H127ZM165 65V64H164ZM209 65L206 67L207 68V70L206 71H204V70H202V71H200V73L198 74L199 76L201 75L202 76V72L204 71V73H207V71H208V68H209V71L208 72H210L212 69H215V67H217V66H215L214 68H211V67H209ZM214 65H215V62H214ZM228 65H231V64H229L228 63ZM241 65V64H240ZM248 65V64H247ZM149 66H150V68H149ZM157 66V65H156ZM223 66V65H222ZM227 66V65H226ZM238 66V65H237ZM237 66L235 67V68H237ZM261 66V67H262ZM108 67V66H107ZM131 67V66H130ZM139 67H141V64L139 65ZM155 66H153V68H154ZM165 67V66H164ZM168 67V66H167ZM179 67V68H180ZM224 67V66H223ZM228 67H230L229 69H231V67H232V69H233V66L231 65V66H228ZM228 67H226V68H228ZM252 67V66H251ZM260 67V66H259ZM119 67L117 66V69H118ZM138 68V67H137ZM170 68V67H169ZM249 68V67H248ZM263 68V67H262ZM108 69V68H107ZM109 69H110V67H109ZM199 69V68H198ZM211 69V70H210ZM216 69H218V67L216 68ZM212 70V72H214V71H217V70ZM221 69V68H220ZM219 69V70H220ZM250 69V68H249ZM119 71H120V69H118ZM117 70V71H118ZM142 70V69H141ZM153 70V69H152ZM155 70V69H154ZM164 70V69H163ZM165 70H166V68H165ZM172 70V69H171ZM183 70V69H182ZM234 70V69H233ZM232 70V71H233ZM263 70V69H262ZM109 71V70H108ZM118 71V72H119ZM137 71H138V73H140V77H141V79H140V81L141 80H143V79H145V78H143L141 75H142V73H141V71L139 70V69H137L136 70V73H137ZM194 71V75H196L197 74V71H195V70H193ZM244 71H245V69H244ZM247 71V70H246ZM252 71V70H251ZM74 72H75V74H74ZM122 72V71H121ZM120 72V73H121ZM155 72H156V70H155ZM161 72V71H160ZM163 72V71H162ZM218 72V71H217ZM225 72V71H224ZM231 72V71H230ZM239 72V71H238ZM242 72H243V70H242ZM241 71H240V73H241V75H243L245 72H243L242 73ZM259 72H261V71H259ZM263 72V71H262ZM115 73V72H114ZM119 73V74H120ZM126 73H128V72H126ZM190 74V75H187V76H189L188 78H186L187 76H186V74ZM203 73V74H204ZM211 73V72H210ZM232 73V72H231ZM253 73V72H252ZM250 73L251 75H253V74H255V73ZM123 74V73H122ZM217 75V73L215 72L213 75ZM223 74V73H222ZM229 74V73H228ZM233 74V73H232ZM247 74L249 75V71L247 72ZM108 75H110L109 73H108ZM121 75V74H120ZM119 75V76H120ZM138 76H139V74H137ZM167 75V74H166ZM198 75H196V76H198ZM204 75H206V74H204ZM220 75V74H219ZM240 75V76H241ZM262 76H263V73L261 74ZM123 76V75H122ZM162 76V75H161ZM171 76V77H170ZM198 76V77H199ZM231 76V75H230ZM244 76V75H243ZM243 76H241V77H239L240 78V80L242 79V77ZM245 76H247V75H245ZM244 76V77H245ZM250 76V75H249ZM249 76H247V78L249 77ZM260 76V75H259ZM261 76V77H262ZM151 77V76H150ZM154 77V76H153ZM167 76H165V75H163V77L162 78H164V79H167L166 78ZM184 77H185V79H184ZM198 77L196 78V79H194L193 78V80H195V82L198 80ZM208 77V76H207ZM214 77V76H213ZM219 77V76H218ZM224 77V76H223ZM228 77V76H227ZM243 77V78H244ZM256 77V76H255ZM120 78V77H119ZM119 78H117V79H119ZM123 78V77H122ZM143 78V79H142ZM159 78H160V76H159ZM210 78H211V76H210ZM210 78H207V79H205V80H207L208 81V79H210ZM225 78V77H224ZM236 78V77H235ZM254 78V77H253ZM263 78V77H262ZM107 79H108V77H107ZM139 79V78H138ZM182 79V80H181ZM201 79V78H200ZM213 78H211V80H212ZM215 79V78H214ZM214 79H213V81H214ZM246 79V78H245ZM108 80H110V79H108ZM107 80V81H108ZM114 80H116V79H114ZM124 80V79H123ZM153 80V79H152ZM155 80V79H154ZM159 80V79H158ZM163 80V79H162ZM168 80V81H169ZM170 80V81H171ZM210 80V81H211ZM250 80V79H249ZM119 81H121L120 79H119ZM125 81V80H124ZM203 81L204 80H202L200 83H202L203 84ZM204 81V84L203 85H206L205 83H207V85L209 84L208 82H210V81ZM212 81V82H213ZM112 82H113V84H115V82L114 81H111L110 80V83H111V85H112ZM143 82H144V80H143ZM146 82V81H145ZM157 82V81H156ZM165 82H166V84H170L169 82L167 83V80H165ZM180 82V83H181ZM190 82V83H191ZM229 82V81H228ZM234 82V81H233ZM242 82V81H241ZM252 82V81H251ZM109 83V84H110ZM117 83V82H116ZM124 83V82H123ZM132 83V82H131ZM155 83V82H154ZM158 83V82H157ZM161 83H163V82H161ZM179 83V84H180ZM189 83V82H188ZM188 83H187V86H188ZM189 83V84H190ZM214 83V82H213ZM221 83V82H220ZM243 83V82H242ZM241 83V84H242ZM262 83H264V81L262 82ZM119 84V86H121L120 85V82L118 83ZM174 83L173 84H171L170 86H172V85H174L175 87L176 86H179V84L178 85H175ZM191 84H196V83H194V82H192ZM244 84V83H243ZM108 85V84H107ZM111 85H109V86H111ZM132 85V84H131ZM156 85V84H155ZM158 85V84H157ZM156 85V86H157ZM198 85V84H197ZM196 85V86H197ZM201 85V84H200ZM197 86V88H199L200 87V89L201 88H203V87H201V86ZM210 85H211V82H210ZM210 85H209V87H210ZM215 85H217V84H215ZM228 85V84H227ZM264 85V84H263ZM0 86V87H1ZM116 86H117V84H116ZM119 86H118V88H119ZM133 86V85H132ZM155 86V90H156V87ZM163 86H165V85H163ZM168 86V85H167ZM182 86V85H181ZM195 87V85H191V87ZM232 86V85H231ZM235 86H236V84H235ZM240 86V85H239ZM243 86V85H242ZM245 86V85H244ZM99 88H100V86H98ZM102 87V90H105V88H103V85L101 86ZM105 87H107V86H105ZM186 87V86H185ZM188 87H190V85L188 86ZM193 87V88H194ZM206 87V86H205ZM229 87V86H228ZM264 87V86H263ZM97 88V87H96ZM135 88H137V87H135ZM166 88V87H165ZM168 88V87H167ZM182 88H184V87H181V90L180 91H183L182 90ZM192 88V89H193ZM211 88V87H210ZM246 87H244V89H245ZM250 88V87H249ZM251 88H252V86H251ZM250 88V89H251ZM255 88V87H254ZM98 89V88H97ZM154 89V88H153ZM174 89V88H173ZM176 89V88H175ZM177 89H178V87H177ZM188 89V88H187ZM190 89V88H189ZM253 89V88H252ZM264 89V88H263ZM99 90V89H98ZM101 90V91H102ZM142 90V89H141ZM163 90V89H162ZM231 90V89H230ZM236 90H238L237 89V87H236ZM101 91H100V93H101ZM122 91V90H121ZM120 91V92H121ZM133 91H136V90H133ZM150 91V90H149ZM175 91H178V90H175ZM257 91V90H256ZM95 92V91H94ZM139 92V91H138ZM155 91H153V93H154ZM167 92V91H166ZM165 92V93H166ZM196 92V91H195ZM234 92V91H233ZM246 92V91H245ZM96 93V92H95ZM97 93H99L98 91H97ZM110 93V92H109ZM180 92H178L177 94H179ZM198 93V92H197ZM215 93V92H214ZM217 93V92H216ZM218 93H219V90H218ZM231 93V92H230ZM250 93V92H249ZM253 93V92H252ZM113 93H111V95H112ZM121 94V93H120ZM133 94V93H132ZM242 94V93H241ZM108 95V94H107ZM116 95H117V97L118 96H120V95H118L117 94V91H116V93H115V95H113V97L111 96V98H116ZM129 95V94H128ZM157 95H158V93H157ZM185 95V94H184ZM187 95V94H186ZM191 95V94H190ZM220 95V94H219ZM229 95H231V94H229ZM232 95H233V93H232ZM238 95V94H237ZM236 95V97L235 98H237L236 100H240V98H238V96ZM249 95V94H248ZM256 95V94H255ZM260 95V94H259ZM106 96V95H105ZM115 96V97H114ZM154 96V95H153ZM163 96V95H162ZM165 96V95H164ZM164 96H163V99H164ZM177 97V95H175V92H174V94L172 95V97ZM217 96V95H216ZM225 96V95H224ZM251 96V95H250ZM123 97H124V95H123ZM126 97H127V95H126ZM152 97V96H151ZM158 97H161V96H157V97H154V99L156 100ZM166 97V96H165ZM175 97H174V100H177V103H179L178 102V99L179 100H181L180 98H177V99H175ZM186 97H188L189 98V100H188V103H189V101H190V99L192 98V96H185L184 97V99H183V101H185V103L183 102H180V104L181 105H183L184 106V104L186 105V106H190V105H192V107L194 106L193 105V101H195V100H192V102L190 101V105L186 102V100L188 99V98H186ZM214 97V96H213ZM229 98L231 97V96H228ZM169 98V100L171 99L172 100V102H171V100L170 101H168L167 99ZM165 98V100H163L162 98L161 99H159V101L157 100V102L156 101H154V103H155V105H154V107H155V109L157 108V107H163V106H165V108H166V105L168 106V104H166V102L165 101H168V102H170L173 106L176 104V102H175V104H173V102H174V100H173V98H171L170 96H167ZM210 98H212V97H210ZM221 98V97H220ZM224 98V97H223ZM232 99H233V97H231ZM234 98V99H235ZM242 98V97H241ZM260 98V97H259ZM262 98V97H261ZM98 99H100V98H98ZM106 99V98H105ZM116 99H118L119 101H120V99H122V97L120 96V99L119 98H116ZM144 99V98H143ZM142 99V100H143ZM149 99V98H148ZM151 99V98H150ZM154 99H151V100H149V101H153ZM217 99V98H216ZM107 100V99H106ZM142 100H140V105L141 106H139V108L141 109V107H143L144 108V106H145V104L144 103H146V102H144L143 101V105L141 104L142 103ZM145 100V99H144ZM198 100V99H197ZM197 100H196V102L194 103V104H197L198 102H197ZM219 100V99H218ZM224 100H226V101H228V99H224ZM247 100H249V99H247ZM251 100V99H250ZM108 101V100H107ZM164 101V102H163ZM205 101V100H204ZM126 102V101H125ZM220 102L221 103H224L223 101H221L220 100ZM241 102V101H240ZM124 103V102H123ZM132 103H133V100H132ZM135 103V102H134ZM148 103V104H147ZM146 104H147V106H150L151 105V103H150V105H149V102H147ZM153 103V104H154ZM230 103V102H229ZM246 103H248V102H245V104ZM107 104H108V102H107ZM112 104H113V102H112ZM152 104V105H153ZM161 106H160V105ZM163 104H165V105H163ZM171 104H170V107H171ZM179 104V105H180ZM205 104V103H204ZM208 104V103H207ZM218 104H219V102H218ZM217 104V105H218ZM109 105H111V104H109ZM128 105V104H127ZM139 105V104H138ZM152 105L148 108L147 106L145 107V109L147 110V108L148 109H150V111H151V109H152ZM179 105H175V107H177L178 106V108H184L185 109V107H183V106H179ZM241 105V104H240ZM249 104H247V106H248ZM251 105V104H250ZM249 105V106H250ZM260 105V104H259ZM261 105H263V104H261ZM22 106V107H21ZM123 106V105H122ZM237 106V105H236ZM248 106V108L245 110L246 111V114H244V110H242L243 109V107L242 106H238V107H240V108H242L241 109V112H239V111H237L238 109H235V108H233V109H235L236 110V112L234 113V111H232L231 109H229L228 110V108H227V110L226 111H232L233 112V114L230 116L229 115V112H228V117H229V119H227L226 118V120L227 121H230V124H228V122H227V124H225V127H223V128H221V129H219L220 127H222V126H220L219 125V127L217 128V127H213V130H212V126H210V129L213 131V132H211L210 134H212V135H210L209 134V132H208V134H206L205 132H204V130H201L202 132H204V134H206L207 136H205V138L204 139H206L207 141H209V144H208V142H207V144L208 145H203V137H204V135H203V137L202 136H198V129L200 128V126L202 125L201 123H200V126H198V123L197 122H195V118H194V121L192 122V121H190V120H193V118H191L190 120H187V118H186V115H184L185 116V120H184V122H187V124L189 123V122H192V125H191V123H189L188 124V127L187 126H185V129L188 131V134H186L185 135V138H186V140L187 141H185L186 142V144L188 145V146H192L191 148L190 147H188V149H187V151H189L190 150V152L191 153H193V150H195V154H197L198 156L200 155V157L202 156L203 157V154H202V151L200 152V150H220V152H221V154H222V156L224 157V154H223V150H231V147L230 146H232V145H230L231 143L230 142H233V141H230L229 142V140H230V138L232 139V140H234L235 139V143H236V137H234V136H237V138H238V136L239 135H242V137L244 136V135H247L246 133H247V131L248 132H254L255 134L252 136V137H249L250 138V140L247 142V145H244V146H248V151L249 150H251V151H253V153H254V151L257 153H260L261 152V150H264V123L263 124H259L258 126L257 125H255V120L253 119V116H252V109L250 108ZM129 107V106H128ZM136 107V106H135ZM111 108V107H110ZM113 108V107H112ZM203 108V107H202ZM18 109V110H17ZM20 109V110H19ZM162 109V108H161ZM160 108H159V110H161ZM167 109V108H166ZM184 109H181V110H184ZM186 109H188V107L186 108ZM185 109V110H186ZM189 109H190V107H189ZM207 109H208V107H207ZM223 109V108H222ZM259 109H261V108H259ZM17 110V111H16ZM111 110V109H110ZM114 110V109H113ZM116 110V109H115ZM141 110H143V109H141ZM145 110V111H146ZM180 110V111H181ZM195 111H196V109H194ZM240 110V109H239ZM118 111V110H117ZM133 111V110H132ZM149 111V110H148ZM148 111H146V112H148ZM215 111V110H214ZM111 112H112V110H111ZM120 112V111H119ZM119 112H118V114H119ZM136 112H138V111H136ZM151 112H153V111H151ZM189 112V111H188ZM191 112V111H190ZM213 112V111H212ZM239 112V113H238ZM117 113V112H116ZM159 114V111H157L155 114L154 113H150V114H154V115H158ZM161 113H162V111H161ZM187 113V112H186ZM196 113V112H195ZM255 113H256V111H255ZM107 114V113H106ZM128 114V113H127ZM131 114V113H130ZM167 114V113H166ZM215 114V113H214ZM138 115V114H137ZM136 115V116H137ZM163 115V114H162ZM165 115V114H164ZM164 115L162 116V117H164ZM190 115H191V113H190ZM195 115L196 114H194V117H195ZM210 115H213V113L212 114H209V117L211 118L212 116H210ZM255 115V114H254ZM264 115V114H263ZM15 116V117H16ZM116 116V115H115ZM120 116V115H119ZM127 116V115H126ZM125 116V117H126ZM139 116H142V115H139ZM139 116H137L136 118H137V121H138V119H139ZM151 116H153V115H151ZM206 116V115H205ZM204 116V117H205ZM208 116V115H207ZM206 116V117H207ZM226 116V117H227ZM125 117H124V119H125ZM128 117V116H127ZM154 117V116H153ZM183 117V116H182ZM192 117H193V115H192ZM197 117V119H198V116H196ZM215 117V116H214ZM214 117H213V119H214ZM222 117V116H221ZM220 117V118H221ZM230 117H231V119H230ZM258 117H259V115H258ZM116 118V117H115ZM141 118V117H140ZM142 118H144V120H148L149 122H150V120H152L153 118L152 117H149V118H147V116L146 117H144V116H142ZM142 118L141 119H139V122H140V120L142 121ZM165 118V117H164ZM169 118V117H168ZM167 118V119H168ZM217 118V117H216ZM215 118V119H216ZM19 119V120H20ZM84 119V118H83ZM100 119V118H99ZM112 119V118H111ZM114 119V118H113ZM134 119H135V117H134ZM133 119V120H134ZM180 119V118H179ZM183 119V118H182ZM196 119V120H197ZM199 119H200V122L202 121L201 119L202 118H200L199 117ZM198 119V120H199ZM212 119V118H211ZM210 119V120H211ZM212 119V121L214 122V120ZM101 120V119H100ZM115 120V119H114ZM120 120V119H119ZM133 120H131V121H133ZM225 120V121H226ZM12 121H16V118H15V120L12 118ZM77 121H79V120H77ZM92 121V120H91ZM95 121V120H94ZM97 121V120H96ZM127 121V120H126ZM135 121H136V119H135ZM146 121H145V123H146ZM211 121V123H213ZM73 122V121H72ZM76 122V121H75ZM102 122V121H101ZM106 124H107V122L106 121H104ZM123 122V121H122ZM144 122V121H143ZM148 122V123H149ZM159 122V121H158ZM157 122V124H159ZM174 122H175V120H174ZM174 122H172V124L174 123ZM208 122V121H207ZM97 123V122H96ZM103 123V122H102ZM101 123V124H102ZM109 123V122H108ZM115 123V122H114ZM121 123V122H120ZM132 123V122H131ZM131 123L129 122V125L131 126ZM144 123V127L145 128H147L150 124H151V122H150V124L147 126L146 124ZM156 123V122H155ZM181 123V122H180ZM196 124L197 123V126L198 127H196V125L195 126H193L194 124ZM203 123V122H202ZM210 123V124H211ZM221 123V122H220ZM78 124V123H77ZM82 124V123H81ZM93 125H94V122L92 123ZM104 124V123H103ZM133 124H135V123H133ZM137 124V123H136ZM141 124V126L143 125L142 124V122L140 123ZM140 124H138L137 126H139L140 127ZM162 124V123H161ZM169 124H171V123H169ZM182 124V123H181ZM214 125L215 124H217V123H213ZM212 124V125H213ZM60 125V124H59ZM62 125V124H61ZM71 125V124H70ZM108 125V124H107ZM146 125V126H145ZM152 125V124H151ZM163 125V124H162ZM174 125V124H173ZM175 125H176V123H175ZM178 125V124H177ZM186 125V124H185ZM191 125V126H190ZM213 125V126H214ZM223 126H224V124H222ZM76 126V125H75ZM75 126H72V127H75ZM86 126V125H85ZM91 126V125H90ZM95 126H97V125H95ZM103 126V125H102ZM106 126V125H105ZM136 126V127H137ZM181 126V125H180ZM190 126V127H189ZM192 126L193 127H196V128H192ZM203 126V125H202ZM217 126V125H216ZM69 127V126H68ZM94 127V126H93ZM110 127V126H109ZM112 127V126H111ZM118 127V126H117ZM116 127V128H117ZM131 127H134L135 129H136V127H135V125L133 126H131ZM139 127H137V128H139ZM143 127V128H144ZM152 128H153V126H151ZM156 127V126H155ZM184 127V126H183ZM187 127V128H186ZM66 128H67V125H66ZM81 128V127H80ZM88 127H86L85 129H87ZM106 128V127H105ZM108 128V127H107ZM133 128V129H134ZM142 127H141V129H136V130H141V131H143V136L145 135V133H146V137H147V139H148V136L150 137V135H148L147 136V133L149 132H146L145 130L146 129H143ZM149 128V127H148ZM147 128V129H148ZM172 128V127H171ZM198 128V129H197ZM71 129V128H70ZM78 129V128H77ZM89 129V128H88ZM93 129V128H92ZM92 129H91V131H92ZM95 129V128H94ZM129 129V128H128ZM131 129V128H130ZM129 129V130H130ZM134 129V130H135ZM150 129V128H149ZM155 129V128H154ZM165 129V128H164ZM179 129H180V127H179ZM183 129V128H182ZM197 129V130H196ZM201 129V128H200ZM219 129V130H218ZM17 130V131H18ZM84 130V129H83ZM83 130H82V132H83ZM106 130V129H105ZM151 130V129H150ZM162 130V129H161ZM192 130H194V131H192ZM207 130H209V127H208V129ZM58 131V130H57ZM60 131V130H59ZM73 131V130H72ZM71 131V132H72ZM80 130H78V132H79ZM108 131V130H107ZM131 132L133 131V130H130ZM141 131H140V133H137V136H136V138H139V137H141V136H139V135H141ZM210 131V130H209ZM33 132H34V130H33ZM69 132V131H68ZM67 132V133H68ZM76 132V131H75ZM125 132V131H124ZM137 132V131H136ZM145 132V133H144ZM159 132V131H158ZM176 132V131H175ZM186 132V131H185ZM201 132V133H202ZM259 132H261L262 133V139L260 140L261 142H262V144H261V142L259 143L258 141H257V139H259V137L257 138V137H255V136H259ZM54 133H55V131H54ZM66 133V135H68ZM85 133V132H84ZM116 133V132H115ZM157 133V132H156ZM168 133H170V132H168ZM176 133H178V132H176ZM13 134V133H12ZM61 134V133H60ZM72 134V133H71ZM74 134V133H73ZM90 134V133H89ZM99 134V133H98ZM100 134H102V133H100ZM99 134V135H100ZM113 134V133H112ZM139 134V135H138ZM149 134H152V133H149ZM167 134V133H166ZM165 134V135H166ZM179 134V133H178ZM185 134V133H184ZM252 134V133H251ZM15 135H16V133H15ZM57 135V134H56ZM62 135V134H61ZM92 135V134H91ZM153 135V134H152ZM152 135H151V138L152 139H155V135H153V137H152ZM159 135V134H158ZM157 135V136H158ZM161 135V134H160ZM164 135V136H165ZM168 135H170V136H172L171 134H168ZM199 135H201V134H199ZM250 135V134H249ZM54 136V135H53ZM75 136V135H74ZM77 136H79V134L77 135ZM82 136V135H81ZM88 136V135H87ZM90 136V135H89ZM95 136V135H94ZM108 136V135H107ZM114 136V135H113ZM122 136V135H121ZM124 136V135H123ZM51 137V136H50ZM50 137H48V138H50ZM60 137V136H59ZM65 138H64V140L66 139V136H64ZM103 137V136H102ZM111 137V136H110ZM115 137V136H114ZM127 137V136H126ZM146 137H144V138H146ZM160 137V136H159ZM162 137V136H161ZM169 137V136H168ZM179 137V136H178ZM233 137V138H232ZM45 138H46V136H45ZM45 138H43V139H45ZM52 138H54V137H52ZM51 138V139H52ZM69 138V137H68ZM73 139L75 138L76 139V137H72ZM82 138V137H81ZM86 138V137H85ZM151 138H149L148 140H149V143H147V146L149 145L150 147L152 146L153 147V145H151L152 143H155V141H156V139H155V141L153 142V140L152 141H150V139ZM157 138V137H156ZM167 138V137H166ZM165 138V139H166ZM175 138H176V136H175ZM243 138H245V136L243 137ZM242 138V139H243ZM248 138V136L246 137V139H249ZM255 138H256V140H255ZM19 139V138H18ZM57 139V138H56ZM88 139V138H87ZM104 139V138H103ZM111 139V138H110ZM141 139H143L142 137H141ZM140 139V140H141ZM163 139V138H162ZM37 140V139H36ZM59 140H61V139H59ZM63 140V139H62ZM69 140V139H68ZM84 140V139H83ZM86 140V139H85ZM106 140V139H105ZM128 140V139H127ZM140 140H137V141H139L140 142ZM159 140V139H158ZM177 140V139H176ZM185 140V139H184ZM202 140V141H201ZM206 140H205V143H206ZM220 140V141H219ZM244 140V139H243ZM43 141H45V140H43ZM54 141V140H53ZM70 141V140H69ZM76 141V140H75ZM80 141H82V140H80ZM100 141V140H99ZM104 141V140H103ZM102 141V142H103ZM135 141V140H134ZM171 141V140H170ZM175 141V140H174ZM238 141H239V139H238ZM237 141V142H238ZM245 141V140H244ZM257 141V142H256ZM2 142V141H1ZM36 142V141H35ZM39 142V141H38ZM52 142V141H51ZM59 142V141H58ZM84 142V141H83ZM152 142V143H151ZM184 142V143H185ZM192 143L193 145H191V144H189V143ZM228 142H229V146L228 147H230V148H227V145H228ZM234 142H233V144H234ZM34 143V142H33ZM37 143V142H36ZM42 143V142H41ZM68 143V142H67ZM76 143H77V141H76ZM101 143V142H100ZM99 143V144H100ZM132 143V142H131ZM183 143V142H182ZM182 143H180V144H182ZM259 143V144H258ZM31 144V143H30ZM35 144V143H34ZM33 144V145H34ZM49 144V143H48ZM53 144H54V142H53ZM63 144V143H62ZM65 144V143H64ZM69 144V143H68ZM89 144V147H90V143H88ZM139 144H141V143H139ZM157 144V143H156ZM165 144H167V143H165ZM5 145V144H4ZM41 145V144H40ZM39 145V146H40ZM55 145V144H54ZM58 145V144H57ZM81 145H82V143H81ZM86 145H87V143H86ZM102 145V144H101ZM135 145H136V148H138L137 146H138V142L137 143H135ZM135 145H134V142L132 143V144H130V142L128 143V148L127 149H129L130 151L131 150H135L136 148H135ZM158 145H159V143H158ZM176 145V144H175ZM185 145V144H184ZM239 145L240 146H242L240 143H239ZM42 146V145H41ZM44 146V145H43ZM49 146H51V144L49 145ZM67 146V145H66ZM75 146H76V144H75ZM143 146V145H142ZM142 146H139V148L141 147V149H142ZM148 146V147H149ZM180 146V145H179ZM183 146V145H182ZM234 146V145H233ZM235 146H236V144H235ZM238 146V145H237ZM244 146H242L241 148L239 147L238 149H236L235 147H232V153H233V149L235 148L236 150H235V152L237 151H241L242 149H244V148H246V147H244ZM2 147V146H1ZM30 147V146H29ZM94 147V146H93ZM102 147V146H101ZM105 147V146H104ZM148 147H145V148H148ZM164 147V146H163ZM17 148V147H16ZM24 148V147H23ZM28 148V147H27ZM50 148H52V147H50ZM49 148V149H50ZM79 148V147H78ZM84 148V147H83ZM96 148V147H95ZM132 148V149H131ZM153 148H155V146L153 147ZM170 148V147H169ZM182 148V147H181ZM21 149V148H20ZM25 149V148H24ZM33 149V148H32ZM44 149V148H43ZM46 149H48V148H46ZM55 149V148H54ZM72 149V148H71ZM75 149V148H74ZM102 149V148H101ZM152 148H150V150H151ZM156 149V148H155ZM173 149V148H172ZM171 149V150H172ZM240 149V150H239ZM14 150V149H13ZM30 150V149H29ZM59 150V149H58ZM94 150V149H93ZM97 150H98V148H97ZM111 150V149H110ZM142 150H145V149H142ZM153 150V149H152ZM167 150V149H166ZM192 150V151H191ZM245 151H247L246 149H244ZM32 151V150H31ZM36 151V150H35ZM61 151V150H60ZM66 151V150H65ZM64 151V152H65ZM69 151V150H68ZM73 152H74V150H72ZM71 151V152H72ZM124 151V150H123ZM154 151H156V150H154ZM163 151V150H162ZM170 151V150H169ZM186 151V150H185ZM247 151V152H248ZM43 152V151H42ZM50 152V151H49ZM59 152V151H58ZM62 152V151H61ZM78 152V151H77ZM85 152V151H84ZM83 152V153H84ZM87 152V151H86ZM103 152H104V150H103ZM102 152V153H103ZM107 152V151H106ZM165 152V151H164ZM190 152H188V154H190ZM197 152V153H196ZM199 152V153H198ZM217 152H219V151H217ZM39 153V152H38ZM46 153V152H45ZM81 153V152H80ZM110 153V152H109ZM114 152H112V154H113ZM132 153V152H131ZM134 153H137V152H135L134 151ZM134 153H132V154H134ZM142 152H139L137 155H138V157L140 156V154H141ZM157 153V152H156ZM159 153V152H158ZM174 153V152H173ZM202 155H201V154ZM257 153V154H258ZM263 153H264V151H263ZM16 154V153H15ZM48 154V153H47ZM55 154V153H54ZM62 154V153H61ZM69 154H70V152H69ZM92 154H93V152H92ZM111 154V153H110ZM115 154V153H114ZM123 154V153H122ZM121 154V155H122ZM153 154V153H152ZM168 154V153H167ZM170 154H171V152H170ZM208 154V156H210L209 154H212L211 155V158H209V157H207V158H205V156ZM215 154V153H214ZM213 153H206V154H204V158L207 160L208 159V162H209V160H211L212 159V156L214 155ZM220 155L219 153H216L215 155ZM25 155V154H24ZM28 155H29V153H28ZM53 155V154H52ZM59 155V154H58ZM96 155V154H95ZM120 155V154H119ZM165 155V154H164ZM191 155V154H190ZM235 155V154H234ZM238 155V154H237ZM262 153H260V159H261V157H262ZM1 156H3V155H1ZM13 156V155H12ZM23 156V155H22ZM41 156H43L42 154H41ZM47 156H49V155H47ZM56 156V155H55ZM71 156H73V155H71ZM104 156V155H103ZM116 156V155H115ZM125 156V155H124ZM136 156V155H135ZM149 155H147V157L145 156V158L144 157H142V159H146V158H149L148 157ZM155 156V155H154ZM161 156V155H160ZM176 156V155H175ZM198 156H196L195 158L194 157H192V160H191V158H190V161H191V163L192 162H196V159H198L199 160V158H198ZM257 156H259V155H257ZM24 157V156H23ZM63 157V156H62ZM61 157V158H62ZM79 157V156H78ZM87 157V156H86ZM101 157V156H100ZM122 157V156H121ZM141 157V156H140ZM221 157V156H220ZM220 157H218V158H220ZM252 157V156H251ZM13 158H15V157H13ZM25 158H26V156H25ZM58 158V157H57ZM67 158V157H66ZM96 158H97V155H96ZM107 158V157H106ZM125 158H127L126 156H125ZM156 158V157H155ZM162 158V157H161ZM166 158V157H165ZM176 158V157H175ZM179 158V157H178ZM254 158V157H253ZM252 158V159H253ZM264 158V157H263ZM1 159V158H0ZM17 159V158H16ZM72 159H73V157H72ZM90 159V158H89ZM110 159H111V157H110ZM128 159H129V157H128ZM152 159V158H151ZM186 159H188V158H186ZM205 159H203V160H205ZM224 159H225V157H224ZM237 159V158H236ZM247 159V158H246ZM50 160V159H49ZM58 160V159H57ZM63 160V159H62ZM62 160H61V162H62ZM93 160H95V159H93ZM109 160V159H108ZM125 160V159H124ZM147 160H149V159H147ZM146 160V161H147ZM163 160V159H162ZM167 160V159H166ZM234 160V159H233ZM263 160V159H262ZM16 161V160H15ZM32 161V160H31ZM59 161V160H58ZM64 161V160H63ZM80 161V160H79ZM88 161V160H87ZM102 161V160H101ZM104 161V160H103ZM121 161V160H120ZM128 161V160H127ZM126 161V162H127ZM129 161H131V160H129ZM141 161V160H140ZM177 161V160H176ZM185 161H187V160H185ZM189 161V160H188ZM189 161V162H190ZM240 161V160H239ZM238 161V162H239ZM1 162V161H0ZM19 162H21V161H19ZM37 162V161H36ZM69 162V161H68ZM125 162V163H126ZM152 162H153V160H152ZM164 162V161H163ZM199 162H200V160H199ZM207 162V161H206ZM216 162H218V161H216ZM241 162V161H240ZM17 163H18V160H17ZM50 163V162H49ZM64 163V162H63ZM67 163V162H66ZM71 163H73V162H71ZM89 163H90V160H89ZM129 163V162H128ZM155 163V162H154ZM174 163V162H173ZM201 163L202 164H204L203 162H202V159H201ZM228 163V162H227ZM243 163H244V160H243ZM247 163V162H246ZM250 163V162H249ZM260 163V162H259ZM32 164V163H31ZM62 164V163H61ZM84 164V163H83ZM120 164V163H119ZM141 164V163H140ZM159 164V163H158ZM171 164V163H170ZM196 164H198V162L196 163ZM201 164V165H202ZM207 164H209V163H207ZM229 164H231V163H229ZM1 165H2V162H1ZM21 165H23V164H21ZM53 165H55V164H53ZM66 165V164H65ZM86 165V164H85ZM174 165V164H173ZM199 165H200V163H199ZM205 165H206V163H205ZM216 165V164H215ZM224 165V164H223ZM233 165V164H232ZM236 165V164H235ZM246 165V164H245ZM16 166V165H15ZM27 166H29V165H27ZM33 166V165H32ZM60 166V165H59ZM64 166V165H63ZM71 166V165H70ZM73 166H74V164H73ZM72 166V167H73ZM87 166V165H86ZM119 166V165H118ZM176 166V165H175ZM187 166V165H186ZM264 166V165H263ZM81 167V166H80ZM150 167V166H149ZM152 167H154V166H152ZM151 167V168H152ZM157 167H159V166H157ZM162 167V166H161ZM164 167V166H163ZM231 167V166H230ZM234 167V166H233ZM0 168H1V166H0ZM22 168H24V167H22ZM62 168V167H61ZM78 168V167H77ZM83 168H85V167H83ZM198 168V169H197ZM204 169L203 167H196V169L197 170H199V169ZM244 168V167H243ZM247 168V167H246ZM263 168V167H262ZM7 169V168H6ZM20 169V168H19ZM29 169V168H28ZM41 169V168H40ZM68 169V168H67ZM126 169V168H125ZM200 170L201 172H204L205 171V169H204V171L203 170ZM209 169H212L211 167L209 168ZM222 169V168H221ZM252 169H254V167L252 168ZM264 169V168H263ZM1 170H2V168H1ZM21 170V169H20ZM50 170V169H49ZM56 170V169H55ZM132 170V168L129 170V171H131ZM145 170V169H144ZM150 170V169H149ZM154 170V169H153ZM177 170V169H176ZM225 170V169H224ZM229 170H231L230 168H229ZM234 170H236V169H234ZM242 170H244V169H242ZM255 170V169H254ZM48 171V170H47ZM80 171H82V170H80ZM118 171V170H117ZM125 171V170H124ZM151 171V170H150ZM160 171V170H159ZM162 171V170H161ZM264 171V170H263ZM21 172V171H20ZM53 172V171H52ZM58 172V171H57ZM139 172V171H138ZM143 172V171H142ZM153 171H151V173H152ZM167 172V171H166ZM173 172H175V171H173ZM194 171L192 170L191 171V173H193ZM209 172V171H208ZM217 172H219V171H217ZM231 172V171H230ZM236 172V171H235ZM29 173V172H28ZM34 173V172H33ZM39 174H40V172H38ZM45 173V172H44ZM104 173V172H103ZM117 173V172H116ZM114 174L115 176L117 175V176H119V174ZM145 173V172H144ZM149 173V172H148ZM179 173V172H178ZM187 173V172H186ZM195 173V172H194ZM213 173V172H212ZM216 173V172H215ZM240 173H241V171H240ZM239 173V174H240ZM245 173V172H244ZM249 173V172H248ZM16 174H18V173H16ZM15 174V175H16ZM43 174V173H42ZM47 174V173H46ZM53 174V173H52ZM60 174V173H59ZM58 174V175H59ZM83 174V173H82ZM81 174V175H82ZM143 174V173H142ZM196 174V173H195ZM195 174H192V180H190L191 178H189V180L192 182V183H194L195 184V181L193 182V179L194 178H198V177H196V176H198V175H195ZM210 173H207V177L208 176H210L209 175ZM225 174V173H224ZM236 174V173H235ZM261 174V173H260ZM22 175V174H21ZM32 175V174H31ZM56 174H54V176H55ZM63 175V174H62ZM68 175V174H67ZM129 175V174H128ZM135 175V174H134ZM151 175V174H150ZM155 175V174H154ZM167 175V174H166ZM226 175V174H225ZM232 175V174H231ZM237 175V174H236ZM23 176V175H22ZM28 176V175H27ZM30 176V175H29ZM116 176V177H117ZM143 176H145V174L143 175ZM147 176V175H146ZM174 176V175H173ZM185 176V175H184ZM187 176H189L190 177V175H187ZM228 176H230V175H227V176H225L226 178L228 177ZM240 176V175H239ZM238 176V177H239ZM242 176V175H241ZM246 176V175H245ZM244 176V177H245ZM261 176V175H260ZM259 176V177H260ZM45 177V176H44ZM128 177V176H127ZM131 177H133V176H130V178ZM148 177H149V174H148ZM156 177H158V176H156ZM155 177V178H156ZM161 177V176H160ZM170 177V176H169ZM194 177V178H193ZM243 177V176H242ZM252 177V176H251ZM13 178V177H12ZM11 178V179H12ZM19 178H21V177H19ZM37 178V177H36ZM140 178H141V176H140ZM176 178V177H175ZM181 178V177H180ZM184 178V177H183ZM229 178V177H228ZM227 178V179H228ZM2 179V178H1ZM110 179V178H109ZM123 179V178H122ZM139 179V178H138ZM146 179V178H145ZM151 179H152V177H151ZM161 179V178H160ZM184 179H188L187 177H185ZM250 179V178H249ZM260 179V178H259ZM261 179H263V178H261ZM5 180V179H4ZM18 180V179H17ZM40 180H42V179H40ZM40 180L38 179V181L40 182ZM113 180H115V178L113 179ZM136 180V179H135ZM134 180V181H135ZM154 180V179H153ZM231 180V177H230V179H229V181ZM238 180V179H237ZM237 180H235V181H237ZM244 180V179H243ZM20 181H22V180H20ZM129 181V180H128ZM137 181V180H136ZM178 181V180H177ZM241 181H242V179H241ZM240 181V182H241ZM246 181V180H245ZM262 181V180H261ZM45 182V181H44ZM191 182H189V186L190 187H194V184H192ZM8 183H10V180L8 181ZM33 183V182H32ZM129 183H131V182H129ZM212 183H214V182H212ZM232 183V182H231ZM248 183V182H247ZM256 183V182H255ZM261 183V182H260ZM30 184V183H29ZM48 184V183H47ZM113 184V183H112ZM121 184V183H120ZM148 184V183H147ZM169 184H171V183H169ZM169 184H167V186L169 185ZM196 184H199V182H196ZM208 184V183H207ZM240 184V183H239ZM243 184V183H242ZM6 185H7V183H6ZM17 185V184H16ZM43 185V184H42ZM49 185V184H48ZM47 185V186H48ZM126 185V184H125ZM130 185V184H129ZM134 185V184H133ZM136 185H139V186H141V187H143L144 188V184H142L141 185V183H136ZM134 186V189H132V190H134L135 192H134V198H133V200H132V202L134 201L135 203H139V205H142V210L145 212V213H147V211H149V209L151 210V208L153 207L154 208V206H157V204H162L163 205V202H164V200H168L169 198H171V197H173V196H175V198H176V196L178 195V193H180V190H179V192H178V190L175 188V187H168V189H167V187H165V189H160V190H158L159 189V187H158V185L157 186H155V187H152V189L153 188H155V189H153L154 191H152L151 190V188L149 189V188H147V187H145V189H149V190H151L149 193H146V194H144L145 192H143V195L141 196V197H137V196H135L136 194L135 193H137L138 194V192H140L139 194L141 195L142 193H141V190H139L138 192H137V188H139V186L137 187V186ZM151 185V184H150ZM153 185V184H152ZM244 185V184H243ZM22 186V185H21ZM28 186V185H27ZM33 186V185H32ZM37 186V185H36ZM35 186V187H36ZM41 186V185H40ZM45 186V185H44ZM107 186V185H106ZM163 186V185H162ZM161 186V187H162ZM200 186H203V185H195V187L196 188H198V187H200ZM207 186V185H206ZM247 186H248V184H247ZM251 186V185H250ZM12 187V186H11ZM10 186H9V189L11 188ZM19 187H20V185H19ZM25 187V186H24ZM121 187V186H120ZM137 187V188H136ZM140 187V188H141ZM149 187V186H148ZM189 187V190L191 189ZM216 187V186H215ZM233 187V186H232ZM246 187V186H245ZM256 187V186H255ZM264 187V186H263ZM18 188V187H17ZM48 188V187H47ZM116 188V187H115ZM133 188V187H132ZM135 188H136V190H135ZM139 188V189H140ZM158 188V189H157ZM187 188V187H186ZM201 189H203V187H200ZM209 188V187H208ZM242 188V187H241ZM244 188V187H243ZM246 188H248V187H246ZM2 189V188H1ZM28 189V188H27ZM99 189V188H98ZM176 189V190H175ZM210 189V188H209ZM213 189H214V187H213ZM254 189V188H253ZM16 190V189H15ZM14 190V191H15ZM25 190V189H24ZM34 190V189H33ZM32 190V191H33ZM109 190H111V189H109ZM119 190V189H118ZM124 190V189H123ZM127 190V189H126ZM205 190H207V187H205V189H203V192L205 191ZM237 190V189H236ZM242 190V189H241ZM245 190V189H244ZM258 190V189H257ZM8 191V190H7ZM20 191V190H19ZM42 191V190H41ZM94 191H96V190H94ZM129 191H131V189L129 190ZM128 191V192H129ZM209 191V190H208ZM235 191V190H234ZM238 191H240V189L238 190ZM243 191V190H242ZM18 192V191H17ZM28 192V191H27ZM104 192V191H103ZM121 192V191H120ZM152 192V193H151ZM210 192H213V191H209L208 193L205 191V193H207V194H204V193H202V192H200L199 194L200 195H198L197 193V195H198V198H200V196H201V198H202V196H206V195H208ZM217 192V191H216ZM246 192V191H245ZM250 192H252V191H250ZM42 193V192H41ZM44 193V192H43ZM132 193V192H131ZM151 193V194H150ZM233 193V192H232ZM239 193V192H238ZM253 193V192H252ZM1 194V193H0ZM15 194H16V192H15ZM27 194V193H26ZM133 194V193H132ZM202 194V195H201ZM211 194V195H210ZM209 194V198L212 200L213 199V197L215 198V194H217V193H215V194H212V193H210ZM7 195V194H6ZM14 195V194H13ZM35 195V194H34ZM128 195V194H127ZM186 196H187V194H185ZM196 195V196H197ZM239 195H240V193H239ZM251 195H253V194H251ZM16 196V195H15ZM121 196V195H120ZM130 196V195H129ZM257 196V195H256ZM259 196V195H258ZM24 197V196H23ZM130 197H132V195L130 196ZM137 197V198H136ZM216 199H214L213 201H214V204L213 205H211V204H209V201H211L209 198V201H208V203H207V199L205 200V198H204V202L202 203V201L203 200H201V198H200V200H201V203H202V207L200 206V207H194V209H193V207H191V205L192 206H194V204H195V206L196 205H198V203L196 204L193 200V202L194 203H189L190 204V206H189V204L187 205V206H189V207H187V208H191L190 210L191 211H198V213H200L201 212V216H199V215H196V213L194 212H188L189 211V209L187 210V212L186 211H183V213L184 212H186V216L182 213H178L177 215L175 214V218H176V220H167L166 218H163L164 219V221L162 220L161 221V218H160V220H158V221H160V222H155L154 223V225H152L153 227H152V231L153 232H155V233H157V235H158V239L160 238V240H162L161 242V244H159V245H161L162 247L160 248L159 247V245H158V248L155 250V253H151V256L150 255H148V257H146L145 258V254H150V251L148 250V248H146L147 249V251L149 252H147L146 250H144L143 251V249L144 248H141V249H139V248H134V247H131V246H129V247H116V248H114V249H111V250H107V254H106V256H107V258H103L104 256H102V258H99V256H98V258L99 259H97V260H91L92 258V256L93 257H95L96 256V254H95V252L93 251V247L91 246V245H87V246H84L83 248L82 247H78V249H75L76 251H72V253H70L69 254V256L67 257V258H65L63 261H60V262H58V263H56V264H82V263H78V261H76V259H77V257H79L80 256V258H81V256H83V255H88V259L89 260H91L88 264H131L134 260H135V258L136 259H141L142 257V260L145 258V260H143V262H142V260H140V262L139 261H137V264H184V263H186V262H189V261H191V260H193V259H195V258H198V257H200V260L199 261H197V262H203V261H206V260H211L212 258H214V257H216V256H214V255H212V256H209L208 254L210 253V252H214L215 250H216V248H214L216 245H215V243H217V242H221V241H223V240H226L227 241V243H229L231 246L232 245H234V244H231V243H233V242H231L232 240H230V239H232L231 237H235L236 235L234 234V233H237V229L238 228H236L238 225H236V232H235V229H234V227L232 226V224L230 223V222H226L225 223V221H227L228 219H224L223 217H224V215H223V217L221 216L222 214H224L225 212V208H223L224 209V211L222 210V212H221V210H219L220 212L218 213L217 211L218 210H216V212L218 213V215L220 216H217L216 215V213L214 214L213 213V215H215V216H217L218 218H221V219H224L225 221L223 222L224 223V225H223V223L221 224V222H218V220L219 221H221V219H218V218H215V216L213 217V215H212V212L216 209L215 207H214V205L217 203L216 202V200H218V196L216 195ZM235 197H236V195H235ZM245 197V196H244ZM244 197H242L241 199L239 198V201L237 200V203L239 202H241L242 203V205H241V203L239 204V207L237 208V209H239L238 211L240 212L241 210H243L242 212L244 213V215L247 213H250V214H248V217L245 215V221L244 222H247V223H243L244 225H245V227L244 228H241L240 227V225H239V228H241V229H243V230H241V229H239L241 232H245L244 231V229L247 231V235H246V239L248 240V241H246L245 239L243 240V241H246L245 243H247V244H249V245H251V249H252V251H253V253H254V255H255V261H256V259L258 260V263H259V261H260V263H262V262H264V217H262L261 218V213L259 214V212H261V209H262V212H264V210H263V208H262V206L264 205V204H262L260 201H261V199L262 198H264V193H263V197L260 199V198H257V197H255V198H252V197H250L249 196V198L247 199V197L243 200V198ZM22 198V197H21ZM115 198V197H114ZM120 198V197H119ZM202 198V199H203ZM251 198V199H250ZM30 199H31V197H30ZM121 199H126L127 201L129 200V199H127L126 198V196H125V198L123 197V195L121 196ZM185 199H187L188 200V198H185ZM190 199H191V197H190ZM246 199L247 200H251L250 202L252 203L253 202V204H250V202H246ZM252 199H256L255 201L256 202H254V200H252ZM260 199V201H258V200ZM14 200V199H13ZM170 200H172V199H170ZM174 200V199H173ZM172 200V201H173ZM181 200V199H180ZM186 200V201H187ZM244 201V205H243V202L242 201ZM1 201V200H0ZM19 201V200H18ZM32 201V200H31ZM117 201H120L119 199L117 200ZM163 201V202H162ZM189 201V200H188ZM219 201V200H218ZM258 201V202H257ZM2 202V201H1ZM8 202V201H7ZM20 202H21V200H20ZM19 202V203H20ZM122 202V201H121ZM124 202V201H123ZM190 202V201H189ZM206 202V204H204ZM225 202V201H224ZM223 202V203H224ZM236 202V201H235ZM248 203V205L246 204V203ZM260 202V204H262L261 205V208H260V211H259V208L256 206L258 203ZM23 203V202H22ZM105 203V202H104ZM165 203H166V201H165ZM164 203V204H165ZM184 203V202H183ZM210 203H212V201L210 202ZM228 203H229V201H228ZM257 203V204H256ZM264 203V202H263ZM3 204V203H2ZM8 204V203H7ZM160 204V205H161ZM168 204V203H167ZM227 204V203H226ZM230 204H231V202H230ZM238 204H237V206H238ZM250 204V205H249ZM1 205V204H0ZM13 205V204H12ZM18 205V204H17ZM79 205V204H78ZM87 205V204H86ZM103 205V204H102ZM101 205V206H102ZM160 205H158V206H160ZM204 205V206H203ZM211 207H210V206ZM246 205V206H245ZM253 205V206H252ZM7 206H9V205H7ZM21 206V205H20ZM20 206H19V208H20ZM180 206V205H179ZM205 206H208V208L207 207H205ZM240 206H243L242 208H245V207H247L248 206V208H249V206L251 207V208H257L256 210H258V211H255V213L256 214H258V215H260V217L258 216V215H252L253 213L250 211L251 210V208H249V210H248V208H245V209H241V207ZM4 207V206H3ZM15 207V206H14ZM72 207V206H71ZM119 207V206H118ZM204 207V208H203ZM212 209V211H211V215H209L211 218H212V220H216V219H218V220H216V221H213L212 222V220H209V218H207L208 217V212H209V214H210V208ZM213 207V208H212ZM264 207V206H263ZM2 208V207H1ZM9 208V207H8ZM44 208V207H43ZM116 208V207H115ZM122 208V207H121ZM133 208H134V206H133ZM172 208V207H171ZM201 208L203 211H201V209L199 210V209ZM215 208V209H214ZM221 208V209H222ZM228 208H229V206H228ZM231 208V207H230ZM14 209H16V208H14ZM80 209V208H79ZM86 209V208H85ZM110 209V208H109ZM140 209V208H139ZM162 209H163V207H162ZM205 209H208L207 210V213L205 212L206 210ZM214 209V210H213ZM233 209V208H232ZM2 210V209H1ZM49 210V209H48ZM81 210V209H80ZM126 210V209H125ZM136 210H138V209H136ZM141 210V211H142ZM11 211V210H10ZM20 211V210H19ZM134 211H135V209H134ZM155 211V210H154ZM170 211V210H169ZM200 211V212H199ZM229 211V210H228ZM238 211L236 210L235 212H236V214H237V216H238ZM244 211H246V212H244ZM17 212V211H16ZM122 212V211H121ZM137 212V211H136ZM165 212V211H164ZM181 212V211H180ZM204 212H205V216H202V215H204ZM3 213V212H2ZM134 214H135V212H133ZM133 213H132V215H133ZM144 213V214H145ZM159 213V212H158ZM188 213V214H187ZM197 213V214H198ZM221 213V214H220ZM241 213V212H240ZM239 213V214H240ZM15 214V213H14ZM86 214V213H85ZM140 214V211L138 212V214L136 215V216H140L139 215ZM193 214H195V216L193 215ZM227 214V213H226ZM235 214V215H236ZM263 214V213H262ZM8 215V214H7ZM141 215H142V213H141ZM159 215V214H158ZM188 215V216H187ZM190 215H192V216H190ZM243 215V214H242ZM242 215H239L240 217L242 216ZM3 216V215H2ZM15 216H17V215H15ZM23 216V215H22ZM21 216V217H22ZM61 216V215H60ZM62 216H64V215H62ZM79 216V215H78ZM113 216V215H112ZM180 216H185V217H180ZM207 216V217H206ZM262 216H264V215H262ZM9 217V216H8ZM20 217V216H19ZM57 217V216H56ZM4 218V217H3ZM11 218V217H10ZM107 218H108V216H107ZM115 218V217H114ZM120 218V217H119ZM139 218V217H138ZM144 218V217H143ZM178 218V219H177ZM236 218V217H235ZM239 218V217H238ZM238 218H236L237 220L236 221H238L239 220V222H242V219L240 220V219H238ZM26 219V218H25ZM29 219V218H28ZM46 219V218H45ZM54 219V218H53ZM58 219V218H57ZM62 219V218H61ZM69 219V218H68ZM84 219V218H83ZM113 219V218H112ZM247 219V220H246ZM17 220V219H16ZM15 220V221H16ZM144 220V219H143ZM230 220V219H229ZM233 220V219H232ZM231 220V222H234L235 220H233L232 221ZM11 221V220H10ZM27 221V220H26ZM30 221V220H29ZM77 221V220H76ZM131 221V220H130ZM139 221V220H138ZM8 222V221H7ZM6 222V223H7ZM19 222V221H18ZM48 222H50V221H48ZM55 222V221H54ZM57 222V221H56ZM81 222V221H80ZM110 222V221H109ZM137 222V221H136ZM9 223V222H8ZM10 223H12V222H10ZM59 223V222H58ZM62 223V222H61ZM60 223V224H61ZM93 223V222H92ZM143 223V222H142ZM47 224V223H46ZM72 224V223H71ZM74 224V223H73ZM81 224V223H80ZM84 224V223H83ZM124 224H125V222H124ZM146 224V223H145ZM228 224H231V227H232V229H234V231L232 232L233 234H231V227H229L228 226ZM235 224V223H234ZM238 224H240V223H238ZM12 225V224H11ZM10 225V226H11ZM23 225H24V223H23ZM29 225V224H28ZM33 225V224H32ZM62 225V224H61ZM101 225V224H100ZM100 225H99V227H100ZM122 225V224H121ZM136 225V224H135ZM142 225V224H141ZM226 225H227V228L229 229V231H230V233H228L227 231H228V229L226 228ZM8 226V225H7ZM47 226H48V224H47ZM77 226V225H76ZM103 226V225H102ZM119 226V225H118ZM225 226V227H224ZM242 226V225H241ZM13 227V226H12ZM46 227V226H45ZM61 227V226H60ZM73 227V226H72ZM78 227V226H77ZM113 227H116V225L115 226H113ZM139 227V226H138ZM146 227V226H145ZM31 228V227H30ZM48 228V227H47ZM74 228H75V224H74ZM123 228V227H122ZM46 229V228H45ZM55 229V228H54ZM113 229V228H112ZM227 231H226V230ZM8 230V229H7ZM75 230V229H74ZM111 230V229H110ZM222 230H223V232H222ZM89 231V230H88ZM151 231V230H150ZM224 231H226L227 232V234H225L224 233ZM239 231V232H240ZM44 232V231H43ZM68 232H69V230H68ZM91 232V231H90ZM97 232V231H96ZM107 232V231H106ZM121 232V231H120ZM238 232V233H239ZM63 233H65V232H63ZM75 233V232H74ZM136 233V232H135ZM8 234V233H7ZM52 234V233H51ZM79 234V233H78ZM98 234V233H97ZM104 234V233H103ZM107 234V233H106ZM224 234V235H223ZM228 234H231V235H228ZM10 235V234H9ZM13 235V234H12ZM17 235V234H16ZM30 235V234H29ZM46 235V234H45ZM63 235V234H62ZM70 235V234H69ZM81 235V234H80ZM116 235V234H115ZM114 235V236H115ZM135 235V234H134ZM157 235H156V237H157ZM226 235H228L229 237H230V239H229V237L228 236H226ZM85 236V235H84ZM90 235H88V237H89ZM96 236V235H95ZM110 236V235H109ZM147 236V235H146ZM225 236L226 237H228V238H226V239H224L225 238ZM40 237V236H39ZM52 237V236H51ZM86 237V236H85ZM141 237V236H140ZM1 238V237H0ZM5 238V237H4ZM13 238V237H12ZM45 238H47V237H45ZM44 238V239H45ZM105 238V237H104ZM145 238V237H144ZM236 239H237V237H235ZM245 238V237H244ZM103 239V238H102ZM132 239V238H131ZM229 241H228V240ZM100 240V239H99ZM110 240V239H109ZM234 240V239H233ZM9 241V240H8ZM12 241V240H11ZM29 241V240H28ZM35 241V240H34ZM40 241H42V240H40ZM81 241H82V239H81ZM136 241V240H135ZM134 241V242H135ZM142 241V240H141ZM146 241V240H145ZM2 242V241H1ZM17 242V241H16ZM23 242V241H22ZM237 242V241H236ZM235 241H234V243H236ZM29 243V242H28ZM47 243V242H46ZM55 243H56V241H55ZM73 243V242H72ZM94 243V242H93ZM98 243V242H97ZM119 243H121V242H119ZM147 243V242H146ZM105 244V243H104ZM107 244V243H106ZM133 244V243H132ZM143 244V243H142ZM163 244V245H162ZM6 245V244H5ZM4 245V246H5ZM49 245V244H48ZM97 245V244H96ZM95 245V246H96ZM101 245V244H100ZM141 245V244H140ZM205 245H210L211 247H209V248H207V249H204V248H201L202 246H205ZM215 245V246H214ZM230 245H228V246H230ZM244 245H246V244H243V246ZM24 246V245H23ZM78 246V245H77ZM77 246H76V248H77ZM214 246V247H213ZM235 246V245H234ZM31 247V246H30ZM47 247V246H46ZM96 247H98V246H96ZM218 248H220L219 246H217ZM250 247V246H249ZM248 247V248H249ZM3 248V247H2ZM9 248V247H8ZM12 248V247H11ZM64 248V247H63ZM79 248L81 249V250H79ZM245 248H247V246L245 247ZM247 248V249H248ZM7 249V248H6ZM18 249V248H17ZM23 249V248H22ZM57 249V248H56ZM107 249V248H106ZM221 249V248H220ZM26 249H24V251H25ZM32 250V248L29 250V251H31ZM66 250V249H65ZM79 252H78V251ZM224 250V249H223ZM230 250V249H229ZM6 251V250H5ZM9 251V250H8ZM48 251V250H47ZM140 251H143L141 254H140ZM217 251V250H216ZM232 251V250H231ZM3 252V251H2ZM20 252V251H19ZM18 252V253H19ZM26 252V251H25ZM39 252V251H38ZM228 252V251H227ZM22 253V252H21ZM144 253V254H143ZM238 253H240V251L238 252ZM238 253H236V254H238ZM252 253V254H253ZM39 254H41V253H39ZM43 254V253H42ZM41 254V255H42ZM61 254V253H60ZM152 254H154V255H152ZM1 255V254H0ZM23 255V254H22ZM26 255V254H25ZM28 255V254H27ZM35 255V254H34ZM40 255V256H41ZM47 255H49V254H47ZM57 255V254H56ZM86 255V256H87ZM102 255V254H101ZM100 255V256H101ZM139 255H141L139 258H137V256H139ZM232 255V254H231ZM239 255H241V254H239ZM11 256V255H10ZM230 256V255H229ZM229 256H227V257H229ZM9 257V256H8ZM22 257H24V256H22ZM21 257V258H22ZM48 257V256H47ZM10 258V257H9ZM17 258V257H16ZM52 258H54V257H52ZM58 258V257H57ZM232 258H234V257H229L228 258V260H226L225 259V261H227L228 262V264H235L234 262L235 261H233L232 260ZM8 258H6V260H7ZM14 259V258H13ZM24 259V258H23ZM36 259V258H35ZM44 259V258H43ZM85 259H87V257L85 258ZM261 259V260H260ZM5 260V261H6ZM22 260V259H21ZM88 260V261H89ZM24 261V260H23ZM136 261V260H135ZM28 262V261H27ZM226 262V263H227ZM1 263V262H0ZM8 263V262H7ZM39 263H40V261H39ZM51 263V262H50ZM135 263V262H134ZM237 263V262H236ZM32 264V263H31ZM54 264V263H53ZM192 264H196V261H195V263H192ZM264 264V263H263Z\"/></svg>",
	"mask_w": 264,
	"mask_h": 264
}]
</instances>
